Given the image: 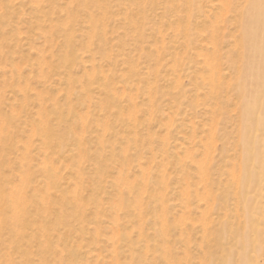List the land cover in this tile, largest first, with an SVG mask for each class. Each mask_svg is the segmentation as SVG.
I'll return each instance as SVG.
<instances>
[{
	"label": "rangeland",
	"instance_id": "rangeland-1",
	"mask_svg": "<svg viewBox=\"0 0 264 264\" xmlns=\"http://www.w3.org/2000/svg\"><path fill=\"white\" fill-rule=\"evenodd\" d=\"M39 1L40 0H0V130L10 121L6 125V129H4V132H2V130L0 131V133L1 132L3 133V134H0V139L2 138V136H3V139H2L3 142H4V139H5V142H4L3 146H1V144H0L1 148L3 149V147H4L3 150L5 151V152L4 151L1 152V150H0V152L2 154V155L0 154V160H1L2 157H4L3 160L0 161V162H2V163H0V173L2 172L0 174V177L2 176V179H3L4 175L6 176L4 178V180H6V182L4 181L5 185L3 184L4 188L5 187L7 188V189L6 188L4 189L5 193H9V192L13 191V189L14 190L16 189V191L19 190V192H22L24 194L25 190L27 189L26 190L27 192H25V194L28 196V200H29V197H31L33 202H34V203L31 204L30 203L31 201L27 200V202H28L27 211L29 212V213L28 212L27 213H28V216H29L28 217L29 222H28V226H27L28 228L26 229L25 236L23 238L24 240L21 242V245H20V246H22L24 244V246L21 247V250H25V251L28 250L27 252L30 254V259H32L34 264H36L38 262L39 257H40V255H39V244L40 243L39 242H44L43 239L45 240V239H50L51 238V240L53 242L55 241L54 245L56 246V245H58L57 237L59 235L63 234L65 240L68 243V246H71L72 248H74L75 251H76V254L81 255V257H80L81 259H77L76 262H74L73 264H77V262L79 264H84V260L86 261L85 264H88V263L89 264H93V263L94 264L95 263L96 264H105V263L106 264L107 263L108 264H111V263L113 264L114 259H113V256H111V254H110L111 253L110 250L112 248L111 247L112 244L110 242V239H111V237H113L112 235H115L114 234L115 230L111 233V230L114 229L112 227L111 223L116 221L117 219H119L120 221H122L121 223L124 222V223L127 224V227H130V228H127V229H130L128 231L130 233H132V236H133L134 240H136L137 237H138L137 232L135 231V229L133 230V225L135 226L136 223L132 224V220H134V222H135V219H131V218H134V217L129 218V217L125 216L127 214L126 213L127 211L126 210H122L118 206L120 204V200L119 199L121 198V191L124 190L123 188H124L125 184L126 183L128 184V181H129L131 184L135 185L134 186L135 189H138V192L140 194L135 195V192H136L135 191V192H131L130 193L131 195L130 194H125V197H126V195H128L126 198H128L130 200H133V198H135V197H138V198L142 197L140 199V201H141L140 204H142L143 206L140 207V209H141V211H143L142 212L143 217H145L144 219L143 218L142 219H143V221L146 222L145 223L146 227H144V230H143V233H145V234H143V236L150 240V242H151L150 244L151 245L154 244V246H156V248L158 249L157 253H159V250H160L159 247H160V245L162 244L163 241L161 239H158V237L155 236L156 231L159 229L158 227H160V225H158V223H156L157 221H155L154 214L155 215H159V211L161 213V211L163 212V210H166L165 212H163V214L165 213V215L167 217V220H168L167 227H168V231H169V240H171L169 242V245L173 249L172 250L173 254L175 253L174 255L177 256V258L179 257L178 259H182L185 256L184 255V253H185L184 251L187 250L186 252L190 251L191 255L195 254L193 256L194 258L199 257V254H200L199 246L196 243L197 242L199 243L201 241V239H202V236H203L202 224H204L205 221H206V223H208V221H209V223H216L219 220V218L224 215L223 211L221 210L222 206H228L230 209H234L235 208L234 207L235 206L234 200H231L232 198H230V197H228L227 199L223 198L218 203L216 201H213L212 197L215 194H220L221 192L226 190L227 186L231 184V177H229V176L231 175V171H233L232 170L233 169L232 165H234V162H235V155H234L235 148H234V145L230 144V143H232L231 139H233V140L235 139L236 130L234 131V128H237V126H238V122L236 123V121H238V117H237L238 114L236 116V111H235V110H238V108L236 109L235 107H239V104L238 103L235 104L236 101L238 102V99L234 95V92L232 93L231 91H232V83H233V80H234V77H235V72H237L236 71L237 67L235 69H233V67H231L230 64H229L228 59L230 60V58L232 59L234 57L233 59H235V62L237 61V66H238V64H239L238 61L239 60H237L236 51H237V48H238V45H237V43H238L237 39L238 38H237V36L239 34L237 35V33H238V27H237L238 26V22H237V17H236L237 14H235L236 12H235V9H234V7L235 8L237 7V6H235V5H237L236 0H194L193 4L191 5L190 8H189L190 3L188 4L186 0H155L156 2L154 0H143L144 2L142 0H113V1L112 0H107L109 5L111 6L110 9H109L110 16L112 14V16H111V18L109 20L110 21L109 22L110 31H109L107 36L113 38L112 42L114 43L116 41L114 43V45L119 47V48L114 47V45L112 44V46H111L112 48L111 49H113V47H114V49L112 50L111 53L113 54L114 57H116V55H117L118 58L122 57V58H120L121 60H119L116 57V60H115L116 64L113 63V65H111V66H110V64L107 61L102 60L100 58V54H99L98 46H97L96 42L93 43V44H90V43L87 42L88 39L86 40V38H87L86 37V33L88 32V28H87L88 21L86 20L87 19L86 14L84 13L85 16L83 14H81L84 11H81V10L74 11V12H78L77 14L75 13L76 14L75 17H77V19H76L77 21L75 20L76 23L74 21H72L70 24H66L65 21L67 19V9L69 10V7H68L69 6L68 5L69 4L68 3L69 0H56V1H54V3H51V4L47 0H41L40 2ZM35 2H36V4H35ZM151 2H152V5H151ZM121 3H122V5H121ZM176 3H178V5ZM229 3H231V4H229ZM112 4H113V6H112ZM116 5H119V6L117 7ZM36 6H38V7H36ZM40 6H41V8H40ZM225 6L227 8H225ZM65 8H66V10H65ZM127 8H128V11H127ZM239 8L240 7L236 8L237 12L239 11ZM41 9H43V11H41ZM124 9H126V10H124ZM35 10H37V11H35ZM172 10H173V12H172ZM181 10H182V12H181ZM38 11H39V13H37ZM65 11H66V13H65ZM79 11H81V12H79ZM110 11H111V13H110ZM42 12H43L44 16L41 15ZM94 12H95V14L98 13V12H96L95 9H94ZM204 13H205V15H204ZM174 14H175L176 17L174 16ZM161 15H163V16H161ZM215 15H216V17H215ZM144 16H146V17L144 18ZM84 17H86V19ZM113 17H115V18H113ZM126 17H127V21H126ZM186 17H187V19H186ZM35 18L36 19L38 18V20H36ZM128 18H129L131 24H129ZM169 18H170V20H169ZM181 18H182V20H181ZM220 18L221 19L224 18V19L221 20ZM64 19H65V21H63ZM163 19H164V21H163ZM212 19H213L214 22L212 21V23H210V25L213 26V25L216 24L215 25L216 28L213 26L215 28L214 30L212 29L213 27H210V25L208 24ZM52 20H53V22H50ZM80 20H82V21H80ZM176 21H178V22H176ZM182 21H185L184 24L182 23ZM223 21L225 22V24H224ZM55 22H56V25H58V28H54L53 27V30H52V28H50V27L52 25L55 26ZM73 22H74V24H73ZM168 22H169V26L170 27L167 26ZM179 22H180V24L182 23L181 25H182L183 29H184L183 26H186V24L190 22V24H188L190 26L189 27L190 28V30H189L190 32L188 34L190 36V39L189 38L185 39V35L183 33L184 31H182L183 29L179 28L180 27L179 24H178ZM63 23H64V25H62ZM232 23H233V25H232ZM83 24H85V25H83ZM176 24L178 26H175ZM128 25L129 26L132 25L131 27H133V28L135 27L134 30L132 28V33H131V30H129V29H131V27L128 28ZM144 25H146V26H144ZM219 25H220V27H219ZM62 26L63 27L67 26L68 28L70 27L69 30L71 32L73 31V35L75 37L74 40H73V43H72L73 45H72L71 49L73 48L72 50H73L74 54L77 55L76 56L77 57V62H76V64L71 65V66L69 64H68V66H67V64L64 65L62 63V61L60 60L61 57H62V54L65 51L64 49H66V47L64 46L65 45L64 44L65 43L64 39H61V38H63V36H62L63 34H62V32L59 31L62 28ZM124 26H126V27H124ZM138 26H139V29H138ZM39 27H41V28H39ZM141 27H142V29H141ZM171 27H174V28H171ZM209 27L212 29V31H210L211 29ZM152 28L155 30V33H154V30ZM194 28H196V29H194ZM222 28H223V30H222ZM82 29L83 30L87 29V32H86V30H84L86 32L85 33ZM124 29H126L127 31L129 30L128 32L131 33V34H129L127 37H125L123 35L124 31H125ZM180 29H181L183 35L181 34L180 31L178 32V30H180ZM215 30H216V32H215ZM39 31H40V33H39ZM159 31H161V32L159 33ZM234 32H236V33H234ZM138 34H141V36H143V38L140 41H138V39H137ZM58 35H60L61 38ZM81 35H82V37H81ZM161 35H163V36H161ZM183 36H184V40L185 41H183V39H181ZM223 36H225L224 39H221V38H223ZM174 37L177 39V41H176V39ZM123 38L125 39L124 40V45L120 47V45L117 44V42L118 41L120 42V40H122ZM173 38H174V40H173ZM161 40H162V42H161ZM186 40H189V41L186 42ZM78 41L79 42L81 41L80 42L81 44ZM212 41H213V45H212ZM85 42H87V43H85ZM160 42H161V44L162 43H164V44H162V46H161V45H159ZM173 43H175V44H173ZM88 44L90 45V47H87ZM166 44H167V46H166ZM214 45H216L218 49ZM95 46H96L97 50H96ZM163 46H165V47L163 48ZM172 46H174V47H172ZM61 47H63V49ZM116 48H117V50L119 49L118 52H117ZM162 48H163V51H162ZM173 48L174 49L177 48V49L174 51ZM184 48H185V50H184ZM90 50H92V51H90ZM189 50H190V52H189ZM214 50H215V52L216 51L217 52L214 53ZM155 51H156V54H155ZM212 52L214 53V55H213ZM138 53H140V54H138ZM177 53H179V54H177ZM121 54L123 56H125L126 58L130 57L129 59H131V61L135 62V63H131V65H133L134 68L139 66L137 68L138 74L136 73L138 76L136 75V77L134 76L132 79H130L128 77V75L130 74L129 71H128L129 67L126 64L123 65L124 62H122V60L125 61V58H123V56H120ZM205 54L207 56H205ZM58 55H60V56H58ZM173 56H175V57L173 58ZM188 56H189V58H188ZM198 56H200L201 58H199ZM216 56H217V58H216ZM78 57H79V59H78ZM176 57H177V61L175 59ZM156 58L157 59L159 58V59L157 60ZM160 58H161V60H160ZM36 59H38V60H36ZM92 59H94L95 62H93ZM166 59H167V61H166ZM181 59H183L184 61H182ZM226 59H227V62H226ZM43 60H45V62ZM98 60H100V61H98ZM117 60H119V61H117ZM172 60H174V61L172 62ZM205 60L207 61L208 64H206ZM41 61H43V62H41ZM165 61H166V64H164ZM181 61L184 62V67H181V66H183ZM188 61H189V63H188ZM196 61H198V63ZM152 62H154L155 64L152 63ZM175 62H176L177 65L175 64ZM179 62H181L180 66L177 67L179 65ZM216 62H218V63H216ZM40 63H41V65H40ZM92 63H95V66L98 69H100L101 71L104 70L102 72L103 74L101 73V75H100V77L102 78L101 80H99V78H100L99 76H98L99 78L96 77L98 79L91 77V74H92V71H91L92 69L91 68H93L92 67L93 66ZM150 63H152V64H150ZM171 63H172V66L170 67ZM173 63H174V65H173ZM210 63H212L215 66L214 68L219 66V67L216 68V71H217L216 76H218L220 79L218 77H215L216 78L215 79L216 85H215L214 89H210L211 88L210 85L206 86V84H204V83H206L209 80V77H210V75H209L211 73V69L209 67ZM45 64H47L48 66H45ZM56 64H57L58 68L55 67ZM90 65H92V66H90ZM154 65H157V67L156 66L154 67ZM40 66H42V67H40ZM176 67H177L178 70L174 69ZM200 67H202V68H200ZM60 68H62V69H60ZM69 68H71V69H69ZM151 68H152V70H151ZM139 69H140V71H139ZM85 70H86L87 73L85 72ZM126 70H127V72H126ZM173 70H176L177 72L174 71V73H173ZM108 71H110V72H108ZM41 72H43V74ZM108 73H110V74H108ZM152 73H153V75H152ZM185 73L187 74V76H186ZM218 73H219L220 76L218 75ZM81 74H82V76H81ZM104 74L105 75L108 74V75L105 76ZM109 75H111V76L108 77ZM120 75L122 77L124 76L123 79H122V77L120 78ZM170 75H171V77H170ZM178 75H179V77L177 78ZM204 75H205V77H204ZM69 76H71L70 78H73L74 81H69ZM206 76H208V80H207ZM228 76H229V79H228ZM89 77H91V78H89ZM195 77H196V79H194ZM108 78H112V80L108 81ZM124 78H125V82L123 81ZM137 78H138V80H137ZM199 78H203L202 80L204 82H202V80L199 79ZM205 78H206V80H205ZM95 79H96V81L94 82L93 80H95ZM174 79L176 81L178 79H180V80L178 82H176ZM217 79H218V81H217ZM224 79H226V80H224ZM89 80H91L93 83L91 81H89ZM104 80L111 83V85H110L111 89L115 90V92H117L115 94V96H118V97L114 96V99L116 100V102H114V100H113V102H112L113 104L108 106L109 107L108 110L105 109V108L103 110L100 107L101 105L103 107L105 104H107V101L105 102L106 98L104 96V91H103V88H102V84L104 83L103 82ZM128 80H130V81H128ZM151 80L154 81V82H152ZM157 80H159V81H157ZM173 81H174V83H173ZM219 81H223V82H219ZM155 82H156V86H155ZM225 82H226V84L228 86L225 85ZM69 83H70V85H68ZM88 83L90 84V86H92L91 89H89V90L86 88L87 86H89ZM100 83H101V86H99ZM110 83H108V84H110ZM115 83H116V85L117 84L118 85L116 86ZM189 83H190V85L192 83L193 86L192 85L190 86ZM18 85H20V86L18 87ZM82 85H84L86 87H84V86L82 87ZM134 85H136V86H134ZM132 86H134V87H132ZM180 86L182 87V89L184 91L181 88H180V90H178L179 89L178 87H180ZM74 87L77 88V89L74 90L75 89ZM97 87H101L100 90ZM123 87H124V89H123ZM152 87L155 88V89H152L153 93H152V90H151ZM156 87H157V90H156ZM159 87H160V89H159ZM21 88L23 89L22 93L19 92V90ZM71 88H72V90H71ZM84 88H86L88 91L87 90L83 91ZM129 88H130V90H129ZM163 88H165V89H163ZM218 88H220V89H218ZM228 88L229 89L231 88L230 89L231 91ZM136 89L139 90V93L137 92ZM208 89H209V91H208ZM35 90H36V93L38 91L39 92L36 94ZM167 90L170 91V93H172V95ZM176 90L179 91L178 95H179L180 91L181 92L183 91V94L180 93V95L178 96L179 99H177V96H176V92L177 91ZM198 90H200V91H198ZM201 90H203L204 93ZM86 91L88 93H86ZM121 91H122V94H120ZM123 91H125V92H123ZM127 91H129V92H127ZM157 91H159V92H157ZM211 91H213L212 92V96H211V93H210ZM217 91H219L220 94L219 93L217 94ZM227 91H228V93H227ZM147 92H148V94H147ZM23 93H24V95H23ZM215 93L217 94V97H216ZM71 94H72V96H71ZM181 95H182V98H180ZM206 95H207L208 99L205 97ZM208 95L210 97H212L213 99L216 97L217 100H218V97H219V99L221 98L220 100H223V102L225 103L226 107L224 106L223 102L221 103L219 100H218V102H220V104L218 102L216 103V101H217L216 99H215L216 101L213 100V102H212V98L209 99ZM218 95H220V96H218ZM224 95H226V96H224ZM52 96H54V97H52ZM123 96H126V98H123ZM175 96H176V98H175ZM135 97H136L137 100H135ZM150 97L152 99H150ZM170 97H171V99H169ZM223 97H224V99H223ZM226 97H228V98H226ZM39 98H41V99H39ZM103 98H105V99H103ZM172 98L173 99L175 98V99L173 100ZM37 99H38V101H37ZM43 99H44V101H43ZM168 99H169V102H168ZM41 100H42V102H41ZM208 100L209 101L211 100V101L208 102ZM26 101H27V103H26ZM98 101L101 103V105H100V103H98ZM132 101H133V103H132ZM203 101H204V103L206 102V104H204ZM84 103H85V105H84ZM142 103H144V104H142ZM120 104H121V106H120ZM214 104L216 105L215 107H213ZM221 104H223V105H221ZM16 105L17 106L19 105V106L17 107ZM126 105H127V107H126ZM131 105L137 107V112H136L137 114L134 113L133 110H131V109H133V106H131ZM152 105H154V106L157 105L156 106L157 108L156 107L155 108H156V110L158 108L159 109L156 111L155 108ZM162 105H163V107H161ZM177 105H179L180 107H178ZM149 106H151V107H149ZM42 107L45 108L44 110L47 109L46 112L49 113L48 116L45 115L47 113L46 112L44 113V110H43ZM62 107H65V108H62ZM216 107H218V108L216 109ZM221 107H224V108H221ZM231 107L234 108V109H232ZM18 108H19V110H18ZM112 108H115V109H112ZM176 108H177V110H176ZM148 109L151 112L154 110V113L152 112V114H151V112ZM178 109H179V111H178ZM227 109L229 110V114L227 113L228 112ZM101 110H102V112H101ZM211 110H213V111H211ZM39 111L41 113H39ZM119 111L122 112V115L125 114L124 116L126 118L124 116L123 117H124V120H125L126 123H127L126 119H128L129 117H133L132 119H134V120L136 119V124H135V126H133V129H132V126H129V128H127L128 125L125 122H121L122 120L119 121V119L115 116V114L118 113ZM58 112H60V113H58ZM82 112L83 113L85 112L84 114H86V115H84ZM92 112H94V113H92ZM138 112L141 113V114H139ZM77 113L79 115H81V116H79ZM158 113H160V114H158ZM165 113H167V114H165ZM223 113H225L226 117H225V115ZM37 114L40 115V116H38ZM98 114H100V115H98ZM130 114H132V115H130ZM210 114H211V116H210ZM219 114H222L223 116H221ZM44 115L47 116V118H46V120L48 119L47 121L45 120ZM64 115H65V117H64ZM175 115H176V117H175ZM212 115H213V117H212ZM5 116H7V117L5 118ZM42 116H43V118L40 119V117H42ZM134 117H136V118H134ZM226 118H228V120ZM5 119L7 121H3ZM54 119H56V120H54ZM36 120H37V122H36ZM39 121H40V123H39ZM43 121L46 123V125H44L45 123ZM53 121H54V123H53ZM139 121H140V123H139ZM4 122H7V123H4ZM34 122H36V123H34ZM82 122H85V123H83L84 126H83V124H81ZM88 122H89V124H88ZM100 123L103 124V125H101ZM104 123H105V127H108V128L105 129L107 131H105L103 129V128H105L104 127ZM176 123H178V124L176 125ZM212 123H214V124H212ZM106 124L108 126H106ZM8 125H10L9 129L7 128ZM47 125L50 126L49 129H51V130H53V132H55L54 134L57 135L58 133H60L62 137H59L58 135L56 137L54 136L55 139H51L52 137H50L49 139H51V140L48 141V142L52 143V141H53L54 144H50L49 143L47 145H41L42 143L43 144L45 143V142H42L41 140H39V139L43 140V136H44L43 133H45L44 131H41V129H43L45 127H48ZM67 125H69V127ZM125 125H127V126H125ZM221 125H223L224 127L223 126L221 127ZM210 126H211V130H210ZM213 126H214V128H213ZM36 127H40L41 129H37ZM100 127H102V128L100 129ZM154 128H155V130H154ZM221 129H222V131H221ZM5 130H8V133H10V132L11 133L8 134V133H6L7 131L5 132ZM35 130L38 131V132H36ZM76 131L77 132L79 131L78 133H80L81 135L78 136V133ZM103 131H105L106 133L103 132ZM223 131H225L226 134L229 135V137H226L225 136V132H223ZM29 132H31V133H29ZM41 132H42L43 136L39 135ZM73 132H75V134ZM66 133H67V135H66ZM100 133H103V134H100ZM179 133H180V135H179ZM210 134H213L212 141L210 139V137L212 138V135H210ZM215 134H216V136L218 138L215 136ZM101 135H102V137H101ZM205 135H206V137H205ZM221 135H222L223 138L220 137ZM133 136H134V138H133ZM208 137L210 139V142H208L209 141ZM215 137L217 138V140H216ZM224 137H226V138H224ZM98 138H99V140H98ZM126 138L129 139V140L127 141ZM136 138H138V140ZM229 138H231V139L229 140ZM104 139H106L107 141L104 140ZM114 139H116V140H114ZM219 139L220 140L222 139L223 143L221 141H219ZM223 139H225L226 141L229 140L227 143L230 144L231 147H233V148H231L227 143H224ZM79 140H80V142L77 143ZM132 140H135L134 141L135 144L133 143ZM126 141H127L128 145L129 144H131V145L128 146ZM101 142H103V143H101ZM106 142H107L108 145L106 144ZM139 142L141 143V145L139 147L140 151L138 150V147H137L140 144ZM159 142L160 143L163 142V143L160 144ZM203 142H205V143H203ZM5 143H6L7 146L5 145ZM87 144H88V146H87ZM174 144L176 146L177 145L178 146L176 147ZM202 144H204V145H202ZM225 144H226V146H225ZM23 145H24V148H23ZM40 145H41V147H40ZM111 145H114V146H111ZM123 145H125V146H123ZM221 145H222V147H221ZM103 146H105V147H103ZM204 146L206 148H204ZM227 146H229L230 148L227 147ZM49 147H50V150H49L50 152L48 151ZM75 147H77V148H75ZM207 147H208V151H207ZM46 148H48V149H46ZM72 148H73V150H72ZM101 148H103V149H101ZM212 148H213V150H212ZM78 149H80V150L78 151ZM159 149L162 150V151H160ZM201 149H203V150H201ZM221 149H222V151H221ZM109 150H110V152H109ZM164 150L165 151L167 150L166 152H168V153H166ZM204 150H205V152L207 154H203ZM225 150H228V151L225 152ZM11 151H13V152L11 153ZM25 151H26V153H25ZM88 151H89V153H88ZM99 151H101V152H99ZM220 151H221V156L219 154ZM3 152H4V154H3ZM76 152L80 153V154H77ZM90 152H92V153H90ZM118 152L119 153L121 152V153L119 154ZM137 152H139V153H137ZM159 152L163 153V154H160ZM31 153H32V155H30ZM135 153L137 154L138 157L135 155ZM175 153L177 154V156H176ZM208 153H209V155H208ZM23 154H25L26 156L23 155ZM45 154H47V157L45 156ZM82 154L84 155V157H83ZM128 154H130V155H128ZM159 154H160V156H159ZM204 155H205V157H204ZM123 156H125L126 158L128 157L127 159H129L130 161L129 160H124V162H123V158H122ZM163 156L165 157V159H164ZM28 157H30V158H28ZM44 157L47 158V161H46V158H44ZM85 157H87V158H85ZM98 157L99 158L101 157L100 158V159H102V160H100L101 162L99 161ZM113 157H116V158L113 159ZM130 157L132 158V160H131ZM10 158H11V160H10ZM23 158H26L27 161L29 159V161H28V163L26 161L25 164L21 165L20 162L23 160ZM148 158H150V159H148ZM39 159H40V161H39ZM41 159H42V161H41ZM66 159H68V160H66ZM74 159H75V161H74ZM108 160H110V162ZM176 160L177 161L180 160V161L176 162ZM208 160H209V162H208ZM92 161H93V163H92ZM103 161L107 162V163H104ZM202 161H204L205 163H203ZM63 162H65V163H63ZM69 162H70V164H69ZM97 162H100L102 166H103V164H105L104 165L105 168L103 166V168H102L103 171H100L101 172L100 174L96 172V171H98L97 170ZM194 162L196 164H193ZM229 162H230L232 168H231ZM182 163L184 164V168H183V164ZM197 163H200V166L201 165L203 166L205 164L203 166V170H204V168H205V170L209 169L208 170L209 181H207V182L205 181V176H204V178H201V177H199V175H197V172L200 173L198 171V169L196 168L199 165ZM14 164H16V166ZM76 164H78V165H76ZM137 164H139V165H137ZM156 164H159V165H156ZM209 164L210 165L212 164L213 166L212 165L209 166ZM23 165L25 166V168L30 169V172L28 171V173H27L28 176H30L29 183L25 182V181L23 182V177H22L23 175L22 174L24 173L23 170L25 169V168L23 170L21 169V168H23ZM179 165L182 166L181 170H180V166ZM216 165H217V167H216ZM70 166L71 167L73 166V167L71 168ZM91 166H93V167H91ZM227 166H229V167H227ZM35 167H37V169ZM44 167H45V169H44ZM49 167L51 169L55 170V172H54L55 174H58L57 180H58V183H60V186H61L60 189L64 188L63 192L72 191L71 193L69 192L70 194L68 195V197H70L69 201L72 202L74 199H76L78 201V205L82 207V209L80 207V209H77V210L78 211L80 210L79 211L80 213L82 212V218L84 216V218H83L84 219L83 220V223H84L83 224V228L85 227L84 228L85 231H84L83 234H82V232L79 231L80 224H78V221H75V219L70 218V227L68 229L59 224V219H57V218H60L59 217L60 216V209H61V205L63 204L62 203V199H61V194H60L59 190L57 191L59 193H57L55 190H50L49 193H46V194L47 195L51 194L49 196H51L52 198L49 197V196L47 197V195L46 196L43 195L45 202L44 201L43 202H39V207H38V205L36 206L37 201H36L35 198L38 197V196L40 198V196H42L41 193H43V191H45V189H47V183L48 182H47V179H46L47 178V175H46L47 170L46 169L49 170ZM107 167H109V168L107 169ZM185 167L187 168V170L185 169ZM162 168L165 169V170H163ZM194 168L196 169V173H194L195 172ZM1 169H3V170H1ZM68 169H70V170H68ZM72 169H74V170H72ZM183 169H185V171ZM76 170H80V171H76ZM188 170L190 171L189 172V174H190L189 178L193 177V178H191V179H193V186H191L192 183L189 182L190 179L187 180L188 179V177H187ZM181 171H183V173L185 172V175H186L187 178L185 177V175ZM161 172H162V174H161ZM171 172H172V174H171ZM180 172L182 173L180 175H182L183 177L179 176L178 173H180ZM215 173H216V176H214ZM120 174H121L122 177L120 176ZM124 174H126V175H124ZM161 175H163V176H161ZM177 175H178V177H177ZM200 175H201V173H200ZM98 176H100V177H98ZM132 176H134V177H132ZM76 177H77V179H76ZM198 177L200 178L199 181H198V179H199ZM208 177H206L207 180H208ZM163 178H164L165 181L163 180ZM183 178H186V179H183ZM158 179L160 181L163 180L165 182V184L168 183L167 187L165 188V186H164L163 192H161L162 193L161 196L164 197V201L163 202H165L164 203V209L161 208L160 203L156 200V197H158L157 195H160V191H162V190H158V191L156 190V189H159V182L160 181ZM201 179H202V181H203V183L205 185L201 182ZM144 180H147V181H144ZM18 181L21 182V183H19ZM166 181H168V182H166ZM184 181H185V184H184ZM198 182H199V184H197ZM210 182L213 183L212 185H215V186H212L211 189H209V186H211ZM217 182H219V183L221 182L220 185H217ZM79 183H80V185H79ZM187 183L188 184L190 183V185H188ZM156 185H157V187H156ZM182 185H184V186H182ZM145 186H146V190H145ZM188 186L189 187L191 186L189 188L190 189L189 191H188V188H187ZM76 188H77L76 195L72 196V194H74L73 191L76 190ZM139 188H141V189H139ZM180 188H181V190H180ZM192 188H194V189H192ZM205 188H206V191H208V192H201L202 189H203V191H205L204 190ZM183 189H184V191L180 192ZM22 190H24V191H22ZM141 190H143L144 192L141 191ZM52 191H54L55 194L52 193ZM187 191H188V193H187ZM39 193H40V195H39ZM155 193H157V194H155ZM200 193H201V196H203V198L200 196ZM181 194H182V196H181ZM188 194H190V195H188ZM118 195H120V196H118ZM208 195H209V197H208ZM139 196H141V197H139ZM198 197H201L202 199H200ZM49 200L51 202H49ZM144 200L146 202H144ZM181 201H183L184 203H187V204H184L183 202L181 204ZM188 201H189V203H188ZM155 202H158L159 205L157 203H155ZM45 203H47V204H45ZM103 203H104V205H103ZM207 204L208 205L211 204V205L208 206ZM222 204H224V205H222ZM101 205H102V207H101ZM116 205H117V207H116ZM40 206H42L43 210H42V208ZM178 206L181 207V208H179ZM165 207H166V209H165ZM200 208H202V209H200ZM115 209H116V211L113 212V210H115ZM201 210L203 211V213H202ZM205 210H206V212H205ZM7 214L5 212L6 216L9 217L11 215L9 212ZM199 214H201V215H199ZM202 214H203V216H202ZM167 215H169V216H167ZM111 216H112V218H111ZM94 217L98 218V219L96 220ZM115 218H117V219L115 220ZM208 218H209V220H208ZM222 218H220V219H222ZM49 219H51V220H49ZM113 219H114V221H113ZM124 219H126V220H124ZM173 219H175V220H173ZM198 219L200 221L204 219V221L200 222ZM93 220H94V222H93ZM153 220H154V223H153ZM233 220H235V219L233 218ZM233 220H230V221H233ZM97 221H99V222L97 223ZM128 221L131 222V223H128ZM171 222H175V223L172 224ZM181 223H182V225H181ZM97 224L100 225V226H98ZM92 225H94V226H92ZM95 226H97V227H95ZM94 228H96L99 232H97V230H95ZM38 229L40 230V232L38 231ZM53 229H55V230H53ZM87 229H89V230H87ZM41 230H43V231H41ZM44 230L48 232L47 235H45L46 233L44 232ZM179 231H180V233H178ZM95 232H97V235H100L99 238H100V241H102L101 242L102 244L100 243V245H98V244L96 245L95 242H92V241H95L94 239H92V237H93L92 234L95 233ZM80 233H81L82 236H80ZM181 233H183V234H181ZM101 234L104 235V236H102ZM40 235H42L41 238H40ZM136 235H137V237H136ZM180 236H182L184 238H189L190 240L193 239L194 243L192 241V243H189V245H188V243L185 244V243H183L181 241V239H180L181 237ZM1 238L3 240L0 242V254L3 253L4 255H7V253H8V255H10L13 259L15 258V260L17 262L19 260L21 262L22 259L19 258V257H21V254L19 252L20 250L18 251L16 248H15V250H14V248L13 249L11 248L13 246V244L12 243H11L12 245L10 244L11 236H10V234L8 232V228L6 230H4V235L2 234ZM80 239H82V240H80ZM104 239H105V241H104ZM3 241L5 242V244H4ZM2 242H3V244H2ZM1 244H2V246H1ZM7 244H10L11 246H9ZM107 245H108V247H107ZM137 245H139V246H137L136 249H137L138 252H140V250H142L141 249V245L138 244V243H137ZM2 247H3L4 250L1 249ZM125 247L126 246L124 245L123 246V251L124 252L126 251V252L123 255H125V257H127L129 254L127 253L128 252V250H126L127 248H125ZM5 248H6V250H5ZM109 248H110V250H109ZM178 248L180 250H178ZM11 249L13 251H11ZM92 250L93 251L95 250V252H94L95 254L93 253ZM108 251H109V254H108ZM99 252L101 253V255L99 254ZM18 254H19V256H18ZM84 255L85 256L87 255V256L85 257ZM123 255H122L121 259L125 258ZM99 256H101V257H99ZM257 257H259V258H257L258 261H260V262L264 261V252H260L259 255H257ZM98 258H101V259H98ZM105 258H107V259H105ZM260 259H262V261ZM98 260H99V262H98ZM107 260H109L110 262L107 261ZM0 264H3V263H0ZM156 264H163V263L161 261H158ZM192 264H198V259H194L192 261Z\"/></svg>",
	"mask_w": 264,
	"mask_h": 264
},
{
	"label": "bare ground",
	"instance_id": "bare-ground-1",
	"mask_svg": "<svg viewBox=\"0 0 264 264\" xmlns=\"http://www.w3.org/2000/svg\"><path fill=\"white\" fill-rule=\"evenodd\" d=\"M41 1V0H40ZM39 1V2H40ZM47 1H49V3L51 4V3H54V1H56V0H47ZM113 1V0H112ZM143 1V0H142ZM155 1V0H154ZM187 1V3L189 4L190 3V6H189V8L191 7V5L193 4V1L194 0H186ZM243 1V2H242ZM144 2V1H143ZM156 2V1H155ZM222 2V1H221ZM236 2H237V5H235V6H237V7H240L239 8V11L237 12V7L235 8L234 7V9H235V14H237V22H238V33H237V45H238V48H237V51H236V57H237V60H239L238 62H239V64H238V66H237V61L235 62V59H231L230 58V60L228 59V61H229V64H230V66L231 67H233V69H235L236 67H237V72H235V77H234V80H233V83H232V93L234 92V95L237 97V99H238V102L236 101L235 102V104L236 103H238L239 104V107H235L236 109L238 108V110H235L236 111V116H237V114H238V121H236V123L238 122V126H237V128H234V131L236 130V133H235V141L233 140V139H231V138H229V140L231 139V142L232 143H230V144H233L234 145V148H235V153H234V155H235V162H234V165H232L233 166V171H231V175L229 176V177H231V184L230 185H228L227 186V189L226 190H224L223 192H221L220 194H215L212 198H213V201H216L217 203L220 201V200H222L223 198H225V199H227L228 197H230V198H232L231 200H234V204H235V208L234 209H230L228 206H222L221 207V210L223 211V218L222 217H220V218H222V219H220L219 218V220L216 222V223H209V221H208V223H206V221L204 222V224H202V233H203V236H202V239H201V241L198 243H196V244H198V246H199V251H200V254H199V257H197V258H194L193 256L195 255H191V252L189 251V252H186L187 250H185L183 253H184V258H182V259H178L177 258V256H175L174 254H173V249H172V247L169 245V242L171 241V240H169V231H168V227H167V223H168V220H167V217H166V215H165V213L163 214V212H165L166 210H163L164 209V203L165 202H163L164 201V197L163 196H161V192H163V189H164V186H165V188L167 187V184H165V180H164V178H163V180H159L160 182H159V189H156L157 191L158 190H162V191H160V195H157L158 197H156V200L160 203V205H161V208H163L162 210H163V212L161 211V213H160V211H159V215H155L154 214V217H155V221H157L156 223H158V225H160V227H158L159 229L156 231V234H155V236L156 237H158V239H161L163 242H162V246L160 245V250H159V253H157V251H158V249L156 248V246H154V244L153 245H151L150 243V240L148 239V238H146V237H144L143 236V234H145V233H143V230H144V227H146L145 226V221H143V219L145 218V217H143V214H142V212L143 211H141V209H140V207H142L143 205L142 204H140V199L142 198L141 196H139V197H141V198H138V197H135V198H133V200H130V199H128V198H126L128 195H126V197H125V194H130L131 192H135V195H137V194H140L139 192H138V189H135V185H133V184H131L129 181H128V184L126 183L125 184V186H124V190H122L121 191V198L119 199L120 200V204L118 205L119 206V208H121L122 210H126L125 212L127 213H125L126 215L125 216H127V217H129V218H131V217H134V218H131V219H135V222H134V220H132V224L133 223H136L135 224V226L133 225V230L135 229V231L137 232V235H138V237H137V235H136V237H137V239L136 240H134V238H133V236H132V233H130L128 230H130V229H127V228H130V227H127V224L126 223H121L122 221H120L119 219H117V218H115V220L116 221H114V219H113V221L114 222H112L111 223V225H112V227L114 228L113 230H111V233L114 231L115 233V235H112L113 237H111V239H110V242H111V244H112V248H111V250H110V248H109V250L111 251V256H113V259H114V261H113V264H156L158 261H161L163 264H192V261L194 260V259H198V264H264V261H262V259H260L262 262H260V261H258L257 260V258H259V257H257V255H259V253L260 252H264V0H236ZM69 4V10L67 9V19H66V21H65V19L63 20V21H65L66 22V24H70L72 21H74L75 23H76V19H77V17H75L76 16V14L78 13V12H74V11H77V10H81V11H84L83 13H81V14H83L84 15V13L86 14V17H87V19H86V17H84L87 21H88V25H87V28H88V32H87V29H84V30H86V40H87V42L88 43H90V44H93V43H95L96 42V44H97V46H98V51H99V54H100V58L102 59V60H105V61H107L109 64H110V66L111 65H113V63L114 64H116V62H115V60H116V57H117V55H116V57H114L113 56V54L111 53L112 52V50L114 49V47H117V46H115L114 45V43L116 42L115 40V42L113 43L112 41H113V38H111V37H108L107 35H108V33H109V31H110V28H109V20H110V18H111V16H112V14H111V16H110V14H109V9H110V5H109V3H108V1L107 0H69V2H68ZM35 4H36V2H35ZM43 4V3H42ZM127 4V3H126ZM177 5H178V3H176ZM187 4V5H188ZM229 4H231V3H229ZM41 5V4H40ZM121 5H122V3H121ZM129 5V4H128ZM151 5H152V2H151ZM186 5V6H187ZM242 5V6H241ZM8 6V5H7ZM52 6V5H51ZM67 6V5H66ZM112 6H113V4H112ZM117 7L119 6V5H116ZM115 6V7H116ZM176 6V5H175ZM36 7H38V6H36ZM43 7V6H42ZM50 7V6H49ZM148 7V6H147ZM229 7V6H228ZM40 8H41V6H40ZM123 8V7H122ZM126 8V7H125ZM171 8V7H170ZM188 8V7H187ZM221 8V7H220ZM219 8V9H220ZM225 8H227L226 6H225ZM94 9L96 10V12H98L97 14H95V12H94ZM117 9V8H116ZM121 9V8H120ZM222 9V8H221ZM65 10H66V8H65ZM118 10V9H117ZM124 10H126V9H124ZM183 10V9H182ZM182 10H181V12H182ZM35 11H37V10H35ZM41 11H43V9H41ZM81 11H79V12H81ZM113 11V10H112ZM127 11H128V8H127ZM187 11V10H186ZM34 12V11H33ZM117 12V11H116ZM120 12V11H119ZM133 12V11H132ZM143 12V11H142ZM172 12H173V10H172ZM178 12V11H177ZM180 12V13H181ZM185 12V11H184ZM231 12V11H230ZM37 13H39V11L37 12ZM41 13V12H40ZM65 13H66V11H65ZM76 13V14H75ZM110 13H111V11H110ZM115 13V12H114ZM166 13V12H165ZM179 13V12H178ZM177 13V14H178ZM225 13V12H224ZM229 13V12H228ZM142 14V13H141ZM221 14V13H220ZM41 15H43L44 16V14H43V12H42V14ZM116 15V14H115ZM143 15V14H142ZM141 15V16H142ZM188 15V14H187ZM204 15H205V13H204ZM214 15V14H213ZM46 16V15H45ZM66 16V15H65ZM85 16V15H84ZM127 16V15H126ZM132 16V15H131ZM140 16V17H141ZM161 16H163V15H161ZM173 16V15H172ZM174 16H175V14H174ZM190 16V15H189ZM221 16V15H220ZM118 17V16H117ZM128 17V16H127ZM127 17H126V21H127ZM146 16H144V18H145ZM176 17V16H175ZM215 17H216V15H215ZM83 18V19H84ZM113 18H115V17H113ZM120 18V17H119ZM123 18V17H122ZM132 18V17H131ZM130 18V19H131ZM142 18V17H141ZM171 18V17H170ZM170 18H169V20H170ZM189 18V17H188ZM36 19V18H35ZM42 19V18H41ZM45 19V18H44ZM43 19V20H44ZM80 19V18H79ZM143 19V18H142ZM148 19V18H147ZM173 19V18H172ZM186 19H187V17H186ZM210 19V18H209ZM217 19V18H216ZM221 19V18H220ZM222 19H224V18H222ZM221 19V20H222ZM36 20H38V18L36 19ZM76 20V21H75ZM85 20V21H86ZM117 20V19H116ZM146 20V19H145ZM181 20H182V18H181ZM235 20V19H234ZM80 21H82V20H80ZM84 21V22H85ZM128 21H129V24H131V22H130V20H129V18H128ZM163 21H164V19H163ZM186 21V20H185ZM185 21H182V23L184 24V22ZM212 21H213V19L208 23L209 25H210V23H212ZM236 21V20H235ZM50 22H53V20L52 21H50ZM62 22V21H61ZM74 22H73V24H74ZM120 22V21H119ZM145 22V21H144ZM176 22H178V21H176ZM197 22V21H196ZM214 22V21H213ZM216 22V21H215ZM222 22V21H221ZM224 22V21H223ZM39 23V22H38ZM127 23V22H126ZM135 23V22H134ZM133 23V24H134ZM150 23V22H149ZM181 23V24H182ZM195 23V22H194ZM219 23V22H218ZM231 23V22H230ZM234 23V22H233ZM233 23H232V25H233ZM54 24V23H53ZM65 24V25H66ZM72 24V25H73ZM116 24V23H115ZM146 24V23H145ZM168 25L167 26H169V22L167 23ZM179 24V28H182V25L180 24V22L178 23ZM188 24H190V22L189 23H187L186 24V26H183L184 27V29L182 30V31H184L183 33H184V35H185V39L187 38H189L190 39V36L188 35L189 34V30H190V26L188 25ZM193 24V23H192ZM224 24H225V22H224ZM62 25H64V23L62 24ZM83 25H85V24H83ZM124 25V24H123ZM140 25V24H139ZM147 25V24H146ZM146 25H144V26H146ZM154 25V24H153ZM216 25V24H215ZM215 25H213L214 27H215ZM223 25V24H222ZM68 26V25H67ZM67 26H62V28L59 30L60 32H62V36H63V38H61L60 37V35H58L61 39H64V46L66 47V49H64L65 51H64V53L62 54V57H61V61H62V63L64 64V65H66L67 64V66H68V64L71 66V65H74V64H76V62H77V55H75L74 54V52H73V48L71 49V47H72V43H73V40H74V35H73V31L71 32L70 30H69V28L67 27ZM70 26V25H69ZM132 26V25H131ZM131 26H129L128 25V28H130ZM157 26V25H156ZM173 26V25H172ZM175 26H178L177 24L175 25ZM195 26V25H194ZM212 25H210V27H213ZM37 27V26H36ZM53 27L54 28H58V25H56V22H55V26H51L50 28H52V30H53ZM123 27V26H122ZM124 27H126V26H124ZM170 27V26H169ZM193 27V26H192ZM209 27V28H210ZM212 28L213 30L216 28ZM219 27H220V25H219ZM39 28H41V27H39ZM76 28V27H75ZM86 28V27H85ZM132 28L133 27H131V29H129V30H131V33H132ZM135 28V27H134ZM134 28H133V30H134ZM148 28V27H147ZM171 28H174V27H171ZM178 28V29H179ZM202 28V27H201ZM225 28V27H224ZM45 29V28H44ZM120 29V28H119ZM138 29H139V26H138ZM141 29H142V27H141ZM140 29V30H141ZM153 29V28H152ZM170 29V28H169ZM176 29V28H175ZM194 29H196V28H194ZM193 29V30H194ZM211 29V28H210ZM212 29L210 30V31H212ZM122 30V29H121ZM125 30V31H124ZM123 31H124V36L125 37H127L129 34H131V33H129L126 29H124ZM144 30V29H143ZM154 30V29H153ZM173 30V29H172ZM203 30V29H202ZM209 30V29H208ZM217 30V29H216ZM216 30H215V32H216ZM222 30H223V28H222ZM58 31V30H57ZM81 31V30H80ZM114 31V30H113ZM171 31V30H170ZM181 32V34L183 35V33H182V31H181V29L180 30H178V32ZM195 31V30H194ZM218 31V30H217ZM45 32V31H44ZM143 32V31H142ZM145 32V31H144ZM153 32V31H152ZM161 31H159V33H160ZM173 32V31H172ZM214 32V33H215ZM39 33H40V31H39ZM42 33V32H41ZM56 33V32H55ZM84 33V34H85ZM137 33V32H136ZM154 33H155V30H154ZM206 33V32H205ZM234 33H236V32H234ZM233 33V34H234ZM83 34V33H82ZM117 34V33H116ZM167 34V33H166ZM44 35V34H43ZM135 35V34H134ZM159 35V34H158ZM209 35V34H208ZM80 36V35H79ZM161 36H163V35H161ZM175 36V35H174ZM189 36V37H188ZM222 36V35H221ZM232 36V35H231ZM234 36V35H233ZM81 37H82V35H81ZM113 37V36H112ZM118 37V36H117ZM124 37V38H125ZM132 37V36H131ZM181 37V36H180ZM212 37V36H211ZM210 37V38H211ZM214 37V36H213ZM224 37L225 36H223V38H221V39H224ZM230 37V36H229ZM85 38V37H84ZM122 39V40H120V42L118 41L117 42V44H119L120 45V47L121 46H123L124 45V40L125 39ZM143 38V36H141V34H138V36H137V39H138V41H140L141 39ZM162 38V37H161ZM175 38V37H174ZM174 38H173V40H174ZM215 38V37H214ZM219 38V37H218ZM233 38V37H232ZM52 39V38H51ZM128 39V38H127ZM172 39V38H171ZM176 39V38H175ZM181 39H183V41H185L184 40V36L181 38ZM204 39V38H203ZM213 39V38H212ZM217 39V38H216ZM77 40V39H76ZM85 40V39H84ZM205 40V39H204ZM210 40V39H209ZM136 41V40H135ZM168 41V40H167ZM176 41H177V39H176ZM179 41V40H178ZM189 40H186V42H188ZM198 41V40H197ZM200 41V40H199ZM79 42V41H78ZM81 42V41H80ZM79 42V43H80ZM84 42V41H83ZM87 42H85V43H87ZM112 42V43H111ZM157 42V41H156ZM161 42H162V40H161ZM161 42H160V44L159 45H161L162 46V44H164V43H162L161 44ZM185 42V43H186ZM216 42V41H215ZM51 43V42H50ZM77 43V42H76ZM209 43V42H208ZM207 43V44H208ZM211 43V42H210ZM219 43V42H218ZM81 44V43H80ZM83 44V43H82ZM112 44L114 45V47H113V49H111L112 47ZM116 44V45H117ZM158 44V43H157ZM173 44H175V43H173ZM177 44V43H176ZM179 44V43H178ZM201 44V43H200ZM199 44V45H200ZM206 44V43H205ZM86 45V44H85ZM138 45V44H137ZM156 45V44H155ZM169 45V44H168ZM183 45V44H182ZM212 45H213V41H212ZM79 46V45H78ZM166 46H167V44H166ZM175 46V45H174ZM174 46H172V47H174ZM184 46V45H183ZM214 46H216V45H214ZM86 47V46H85ZM87 47H90V45L88 44L87 45ZM156 47V46H155ZM154 47V48H155ZM158 47V46H157ZM165 46H163V48H164ZM171 47V46H170ZM213 47V46H212ZM62 49H63V47H61ZM95 48H96V46H95ZM117 48H119V47H117ZM117 48H116V50H117ZM135 48V47H134ZM163 48H162V51H163ZM182 48V47H181ZM196 48V47H195ZM215 48V47H214ZM216 48H217V46H216ZM87 49V48H86ZM136 49V48H135ZM160 49V48H159ZM174 49V48H173ZM177 49V48H176ZM176 49H174V51L176 50ZM218 49V48H217ZM96 50H97V48H96ZM119 50V49H118ZM118 50H117V52H118ZM133 50V49H132ZM157 50V49H156ZM165 50V49H164ZM184 50H185V48H184ZM191 50V49H190ZM190 50H189V52H190ZM197 50V49H196ZM216 50V49H215ZM215 50H214V53H216L215 52ZM75 51V50H74ZM79 51V50H78ZM90 51H92V50H90ZM123 51V50H122ZM140 51V50H139ZM166 51V50H165ZM182 51V50H181ZM198 51V50H197ZM204 51V50H203ZM207 51V50H206ZM205 51V52H206ZM97 52V51H96ZM133 52V51H132ZM143 52V51H142ZM141 52V53H142ZM184 52V51H183ZM187 52V51H186ZM185 52V53H186ZM130 53V52H129ZM171 53V52H170ZM174 53V52H173ZM176 53V52H175ZM199 53V52H198ZM213 53V52H212ZM214 53H213V55H214ZM96 54V53H95ZM98 54V53H97ZM125 54V53H124ZM138 54H140V53H138ZM155 54H156V51H155ZM177 54H179V53H177ZM183 54V53H182ZM196 54V53H195ZM126 55V54H125ZM137 55V54H136ZM211 55V54H210ZM58 56H60V55H58ZM79 56V55H78ZM94 56V55H93ZM120 56H123L122 54L120 55ZM156 56V55H155ZM160 56V55H159ZM185 56V55H184ZM205 56H207L206 54H205ZM204 56V57H205ZM175 56H173V58H174ZM180 57V56H179ZM199 58H201L200 56H198ZM203 57V58H204ZM210 57V56H209ZM118 58V57H117ZM120 58H122V57H119L118 59L119 60H121ZM123 58H125V61H123L122 60V62H124V64L123 65H128V67H129V75H128V77L130 78V79H132L134 76L136 77V75L138 74V70H137V68L139 67H136V68H134V66L133 65H131V63H135V62H133V61H131V59H129L130 57H128V58H126L125 56H123ZM148 58V57H147ZM162 58V57H161ZM161 58H160V60H161ZM169 58V57H168ZM188 58H189V56H188ZM216 58H217V56H216ZM78 59H79V57H78ZM91 59V58H90ZM89 59V60H90ZM95 59V58H94ZM94 59H92V61L93 62H95V60ZM139 59V58H138ZM157 59V58H156ZM159 59V58H158ZM157 59V60H158ZM176 59V61H177V57L175 58ZM185 59V58H184ZM195 59V58H194ZM227 59H226V62H227ZM36 60H38V59H36ZM119 60H117V61H119ZM137 60V59H136ZM152 60V59H151ZM156 60V61H157ZM179 60V59H178ZM182 61H184L183 59H181ZM218 60V59H217ZM44 62H45V60H43ZM43 61H41V62H43ZM79 61V60H78ZM98 61H100V60H98ZM97 61V62H98ZM166 61H167V59H166ZM166 61H165V63L164 64H166ZM174 60H172V62H173ZM180 61V60H179ZM181 61V62H182ZM195 61V60H194ZM206 61V60H205ZM210 61V60H209ZM88 62V61H87ZM90 62V61H89ZM181 62H179V65L177 66V67H179L180 66V63ZM197 63H198V61H196ZM195 62V63H196ZM212 62V61H211ZM39 63V62H38ZM47 63V62H46ZM83 63V62H82ZM148 63V62H147ZM152 63H154V62H152ZM152 63H150V64H152ZM158 63V62H157ZM188 63H189V61H188ZM196 63V64H197ZM201 63V62H200ZM216 63H218V62H216ZM62 64V65H63ZM90 64V63H89ZM97 64V63H96ZM155 64V63H154ZM175 64H176V62H175ZM182 64H183V66H181V67H184V62H182ZM206 64H208L207 63V61H206ZM215 64V63H214ZM40 65H41V63H40ZM93 65V66H92ZM92 65H90V66H92L93 68H91L90 70L92 71V74H91V77H93V78H96V77H100V75H101V73L104 71V70H100V69H98L96 66H95V63H92ZM159 65V64H158ZM173 65H174V63H173ZM177 65V64H176ZM188 65V64H187ZM219 65V64H218ZM45 66H48L47 64H45ZM79 66V65H78ZM115 66V65H114ZM157 67V65H154V67ZM164 66V65H163ZM172 66V63H171V65H170V67ZM217 66V65H216ZM40 67H42V66H40ZM55 67H57V64H56V66ZM73 67V66H72ZM84 67V66H83ZM100 67V66H99ZM109 67V66H108ZM113 67V66H112ZM127 67V66H126ZM127 67V68H128ZM177 67L176 68H174V69H177ZM186 67V66H185ZM209 67H210V69H211V73L209 74L210 75V77H209V80H208V76H206L207 77V82L206 83H204V84H206V86H208V85H210V89H214L215 88V85H216V81H215V77H218V76H216V73H217V71H216V68L217 67H219V66H217L216 68H214L215 66L212 64V63H210L209 64ZM45 68V67H44ZM47 68V67H46ZM50 68V67H49ZM58 68V67H57ZM89 68V67H88ZM116 68V67H115ZM120 68V67H119ZM147 68V67H146ZM168 68V67H167ZM190 68V67H189ZM200 68H202V67H200ZM51 69V68H50ZM60 69H62V68H60ZM69 69H71V68H69ZM68 69V70H69ZM164 69V68H163ZM169 69V68H168ZM64 70V69H63ZM66 70V69H65ZM111 70V69H110ZM127 70H126V72H127ZM151 70H152V68H151ZM178 70V69H177ZM181 70V69H180ZM62 71V70H61ZM70 71V70H69ZM122 71V70H121ZM139 71H140V69H139ZM146 71V70H145ZM150 71V70H149ZM160 71V70H159ZM174 71H176V70H173V73H174ZM45 72V71H44ZM52 72V71H51ZM82 72V71H81ZM85 72H86V70H85ZM108 72H110V71H108ZM114 72V71H113ZM151 72V71H150ZM156 72V71H155ZM154 72V73H155ZM177 72V71H176ZM188 72V71H187ZM16 73V72H15ZM18 73V72H17ZM42 74H43V72H41ZM87 73V72H86ZM85 73V74H86ZM89 73V72H88ZM116 73V72H115ZM137 73V74H136ZM143 73V72H142ZM170 73V72H169ZM199 73V72H198ZM69 74V73H68ZM103 74V73H102ZM108 74H110V73H108ZM108 74H106V75H108ZM123 74V73H122ZM159 74V73H158ZM171 74V73H170ZM177 74V73H176ZM186 74V73H185ZM207 74V75H208ZM221 74V73H220ZM41 75V74H40ZM46 75V74H45ZM105 75V74H104ZM105 75V76H106ZM114 75V74H113ZM148 75V74H147ZM152 75H153V73H152ZM167 75V74H166ZM165 75V76H166ZM184 75V74H183ZM194 75V74H193ZM218 75H219V73H218ZM234 75V74H233ZM68 76V75H67ZM81 76H82V74H81ZM111 75H109L108 77H110ZM138 76V75H137ZM144 76V75H143ZM161 76V75H160ZM168 76V75H167ZM175 76V75H174ZM186 76H187V74H186ZM220 76V75H219ZM66 77V76H65ZM71 76H69V81H74L73 80V78H70ZM88 77V76H87ZM91 77H89V78H91ZM98 77V78H99ZM103 77V76H102ZM122 76L120 75V78H121ZM124 77V76H123ZM123 77H122V79H123ZM141 77V76H140ZM155 77V76H154ZM164 77V76H163ZM170 77H171V75H170ZM179 77V75L177 76V78ZM183 77V76H182ZM203 77V76H202ZM204 77H205V75H204ZM232 77V78H233ZM42 78V77H41ZM46 78V77H45ZM44 78V79H45ZM98 78H96V79H98ZM127 78V77H126ZM128 78V79H129ZM198 78V77H197ZM219 78V77H218ZM231 78V79H232ZM81 79V78H80ZM96 79L95 80H93L94 82L96 81ZM102 78L100 77L99 78V80H101ZM150 79V78H149ZM154 79V78H153ZM159 79V78H158ZM165 79V78H164ZM173 79V78H172ZM194 79H196V77L194 78ZM199 79H203V78H199ZM220 79V78H219ZM222 79V78H221ZM228 79H229V76H228ZM227 79V80H228ZM23 80V79H22ZM92 80V79H91ZM91 80H89V81H91ZM112 80V78H108V81H111ZM137 80H138V78H137ZM146 80V79H145ZM156 80V79H155ZM175 80V79H174ZM180 79H178L176 82H178ZM182 80V79H181ZM205 80H206V78H205ZM224 80H226V79H224ZM77 81V80H76ZM108 81H103L104 83L102 84V88H103V91H104V96H105V98H106V100H105V102L107 101V104H105L103 107H102V105H101V103L98 101V103H100V107H101V109H103L104 110V108L105 109H107L108 110V106H110V105H112L113 103V100H114V102H116V100L114 99V96H115V94L117 93V92H115V90H113V89H111V87H110V85H111V83L110 82H108ZM124 82H125V78H124V80H123ZM128 81H130V80H128ZM147 81V80H146ZM152 81V80H151ZM150 81V82H151ZM157 81H159V80H157ZM171 81V80H170ZM183 81V80H182ZM191 81V80H190ZM217 81H218V79H217ZM229 81V80H228ZM68 82V81H67ZM79 82V81H78ZM92 82V81H91ZM90 82V83H91ZM114 82V81H113ZM138 82V81H137ZM141 82V81H140ZM152 82H154V81H152ZM188 82V81H187ZM202 82H204L203 80H202ZM201 82V83H202ZM219 82H223V81H219ZM76 83V82H75ZM93 83V82H92ZM102 83V82H101ZM101 83L99 84V86H101ZM108 83H110V84H108ZM127 83V82H126ZM143 83V82H142ZM170 83V82H169ZM173 83H174V81H173ZM208 83V84H207ZM141 84V83H140ZM158 84V83H157ZM176 84V83H175ZM178 84V83H177ZM196 84V83H195ZM203 84V85H204ZM219 84V83H218ZM68 85H70V83L68 84ZM76 85V84H75ZM79 85V84H78ZM87 85V84H86ZM88 85L89 86H84V85H82V87L84 86V87H86L88 90L89 89H91V87L92 86H90V84L88 83ZM115 85H116V83H115ZM114 85V86H115ZM118 85V84H117ZM116 85V86H117ZM122 85V84H121ZM179 85V84H178ZM189 85H190V83H189ZM191 85L193 86V84L191 83ZM190 85V86H191ZM225 85H227L226 84V82H225ZM20 85H18V87H19ZM129 86V85H128ZM127 86V87H128ZM134 86H136V85H134ZM134 86H132V87H134ZM152 86V85H151ZM155 86H156V82H155ZM154 86V87H155ZM159 86V85H158ZM165 86V85H164ZM205 86V87H206ZM223 86V85H222ZM228 86V85H227ZM226 86V87H227ZM231 86V85H230ZM72 87V86H71ZM89 87V88H88ZM122 87V86H121ZM130 87V86H129ZM140 87V86H139ZM172 87V86H171ZM177 87V86H176ZM196 87V86H195ZM69 88V87H68ZM75 88V87H74ZM81 88V87H80ZM86 88H84L83 89V91L84 90H87ZM99 90H100V88L101 87H97ZM114 88V87H113ZM126 88V87H125ZM179 88V89H178ZM177 89L178 90H180V88L182 89V87L180 86V87H178ZM217 88V87H216ZM221 88V87H220ZM220 88H218V89H220ZM19 89V88H18ZM77 88H75L74 90H76ZM79 89V88H78ZM123 89H124V87H123ZM122 89V90H123ZM144 89V88H143ZM146 89V88H145ZM148 89V88H147ZM152 89H155V88H151V90ZM159 89H160V87H159ZM163 89H165V88H163ZM176 89V88H175ZM193 89V88H192ZM224 89V88H223ZM68 90V89H67ZM71 90H72V88H71ZM87 90V91H88ZM129 90H130V88H129ZM137 90V89H136ZM150 90V91H151ZM156 90H157V87H156ZM162 90V89H161ZM169 90V89H168ZM167 90V91H168ZM183 90V89H182ZM228 90V91H229ZM86 91V93H88ZM96 91V90H95ZM102 91V90H101ZM100 91V92H101ZM117 91V90H116ZM149 91V90H148ZM155 91V90H154ZM177 91V90H176ZM175 91V92H176ZM184 91V90H183ZM183 91L181 92L180 91V93H182L183 94ZM198 91H200V90H198ZM201 91H203V90H201ZM208 91H209V89H208ZM222 91V90H221ZM224 91V90H223ZM228 91H227V93H228ZM19 92H23V89L21 88L20 90H19ZM39 92V91H38ZM37 92V93H38ZM69 92V91H68ZM123 92H125V91H123ZM127 92H129V91H127ZM132 92V91H131ZM130 92V93H131ZM136 92V91H135ZM137 92L139 93V90H137ZM156 92V91H155ZM157 92H159V91H157ZM169 93H170V91H168ZM172 92V91H171ZM178 92L179 91H177L176 92V96H177V99H179V95H180V93H179V95H178ZM196 92V91H195ZM212 92L213 91H211L210 93H211V96H212ZM35 93H36V90H35ZM36 93V94H37ZM42 93V92H41ZM85 93V94H86ZM133 93V92H132ZM152 93H153V90H152ZM166 93V92H165ZM197 93V92H196ZM203 93H204V91H203ZM209 93V92H208ZM219 93V91H217V94ZM224 93V92H223ZM43 94V93H42ZM47 94V93H46ZM45 94V95H46ZM66 94V93H65ZM94 94V93H93ZM120 94H122V91H121V93ZM126 94V93H125ZM134 94V93H133ZM147 94H148V92H147ZM155 94V93H154ZM161 94V93H160ZM171 95H172V93H170ZM175 94V93H174ZM216 94V93H215ZM217 94H216V97H217ZM220 94V93H219ZM226 94V93H225ZM23 95H24V93H23ZM89 95V94H88ZM118 95V94H117ZM131 95V94H130ZM141 95V94H140ZM146 95V94H145ZM144 95V96H145ZM150 95V94H149ZM169 95V94H168ZM201 95V94H200ZM233 95V96H234ZM42 96V95H41ZM71 96H72V94H71ZM100 96V95H99ZM127 96V95H126ZM126 96H123V98H126ZM148 96V95H147ZM152 96V95H151ZM170 96V95H169ZM174 96V95H173ZM176 96H175V98H176ZM196 96V95H195ZM209 96V95H208ZM218 96H220V95H218ZM224 96H226V95H224ZM29 97V96H28ZM52 97H54V96H52ZM89 97V96H88ZM115 97H118V96H115ZM121 97V96H120ZM129 97V96H128ZM184 97V96H183ZM198 97V96H197ZM201 97V96H200ZM203 97V96H202ZM206 98H207V95L205 96ZM212 98V97H210L209 96V99H211L212 98V102H213V100H217V98ZM25 98V97H24ZM37 98V97H36ZM42 98V97H41ZM41 98H39V99H41ZM46 98V97H45ZM83 98V97H82ZM90 98V97H89ZM105 98H103V99H105ZM149 98V97H148ZM154 98V97H153ZM163 98V97H162ZM174 98V99H175ZM180 98H182V95H181V97ZM226 98H228V97H226ZM230 98V97H229ZM235 98V97H234ZM23 99V98H22ZM27 99V98H26ZM51 99V98H50ZM67 99V98H66ZM71 99V98H70ZM86 99V98H85ZM132 99V98H131ZM150 99H152L151 97H150ZM169 99H171V97L169 98ZM169 99H168V102H169ZM173 99V98H172ZM173 99V100H174ZM198 99V98H197ZM208 99V98H207ZM221 99V98H220ZM219 99V97H218V100L222 103L223 102V100H220ZM223 99H224V97H223ZM24 100V99H23ZM47 100V99H46ZM118 100V99H117ZM135 100H137L136 99V97H135ZM160 100V99H159ZM215 100V101H216ZM218 100L216 101V103L218 102ZM233 100V99H232ZM236 100V99H235ZM21 101V100H20ZM37 101H38V99H37ZM43 101H44V99H43ZM92 101V100H91ZM144 101V100H143ZM150 101V100H149ZM166 101V100H165ZM171 101V100H170ZM211 101V100H210ZM209 100H208V102H210ZM234 101V100H233ZM41 102H42V100H41ZM52 102V101H51ZM54 102V101H53ZM82 102V101H81ZM89 102V101H88ZM104 102V103H105ZM137 102V101H136ZM154 102V101H153ZM164 102V101H163ZM162 102V103H163ZM173 102V101H172ZM220 102H218L219 104H220ZM26 103H27V101H26ZM65 103V102H64ZM87 103V102H86ZM132 103H133V101H132ZM135 103V102H134ZM180 103V102H179ZM191 103V102H190ZM196 103V102H195ZM203 103H204V101H203ZM215 103V104H216ZM228 103V102H227ZM41 104V103H40ZM43 104V103H42ZM49 104V103H48ZM136 104V103H135ZM142 104H144V103H142ZM146 104V103H145ZM153 104V103H152ZM155 104V103H154ZM202 104V103H201ZM204 104H206V102L204 103ZM214 104V106L213 107H215L216 105ZM223 104H224V106H225V103L223 102ZM223 104H221V105H223ZM54 105V104H53ZM71 105V104H70ZM84 105H85V103H84ZM88 105V104H87ZM173 105V104H172ZM176 105V104H175ZM197 105V104H196ZM218 105V104H217ZM17 106V105H16ZM19 106V105H18ZM17 106V107H18ZM25 106V105H24ZM23 106V107H24ZM38 106V105H37ZM120 106H121V104H120ZM131 106H133V105H131ZM154 108L157 106H154V105H152ZM170 106V105H169ZM178 107H180L179 105H177ZM182 106V105H181ZM206 106V105H205ZM49 107V106H48ZM53 107V106H52ZM55 107V106H54ZM89 107V106H88ZM117 107V106H116ZM126 107H127V105H126ZM143 107V106H142ZM149 107H151V106H149ZM161 107H163V105L161 106ZM226 107V106H225ZM229 107V106H228ZM234 107V106H233ZM22 108V107H21ZM43 108V110L45 109L44 107H42ZM62 108H65V107H62ZM70 108V107H69ZM95 108V107H94ZM144 108V107H143ZM153 108V109H154ZM157 108V107H156ZM156 108H155V110H156ZM170 108V107H169ZM184 108V107H183ZM197 108V107H196ZM218 107H216V109H217ZM221 108H224V107H221ZM232 108V107H231ZM15 109V108H14ZM57 109V108H56ZM60 109V108H59ZM97 109V108H96ZM100 109V108H99ZM98 109V110H99ZM112 109H115V108H112ZM150 109V108H149ZM148 109V110H149ZM152 109V108H151ZM159 109V108H158ZM157 109V110H158ZM168 109V108H167ZM173 109V108H172ZM180 109V108H179ZM179 109H178V111H179ZM215 109V110H216ZM232 109H234V108H232ZM18 110H19V108H18ZM42 110V109H41ZM42 110V111H43ZM47 110V109H46ZM46 110H44V113L46 112ZM67 110V109H66ZM131 110H133L134 111V113H136L137 112V107L136 106H133V109H131ZM145 110V109H144ZM147 110V111H148ZM156 110V111H157ZM164 110V109H163ZM176 110H177V108H176ZM222 110V109H221ZM228 110V109H227ZM13 111V110H12ZM16 111V110H15ZM75 111V110H74ZM95 111V110H94ZM128 111V110H127ZM139 111V110H138ZM150 111V110H149ZM155 111V112H156ZM172 111V110H171ZM209 111V110H208ZM211 111H213V110H211ZM220 111V110H219ZM226 111V110H225ZM238 111V112H237ZM50 112V111H49ZM53 112V111H52ZM68 112V111H67ZM76 112V111H75ZM101 112H102V110H101ZM151 112V111H150ZM153 113H154V110L152 111ZM152 112H151V114H152ZM223 112V111H222ZM234 112V111H233ZM39 113H41L40 111H39ZM47 113V112H46ZM58 113H60V112H58ZM83 113V112H82ZM85 113V112H84ZM83 113V114H84ZM92 113H94V112H92ZM91 113V114H92ZM106 113V112H105ZM139 113V112H138ZM143 113V112H142ZM178 113V112H177ZM211 113V112H210ZM221 113V112H220ZM228 114H229V110H228V112H227ZM48 114L49 113H47V114H45V115H47L48 116ZM55 114V113H54ZM65 114V113H64ZM78 114V113H77ZM137 114V113H136ZM135 114V115H136ZM139 114H141V113H139ZM158 114H160V113H158ZM165 114H167V113H165ZM218 114V113H217ZM216 114V115H217ZM224 115H225V113H223ZM16 115V114H15ZM38 115V114H37ZM43 115V114H42ZM44 115V117H45V120H46V118H47V116H45ZM59 115V114H58ZM79 115V114H78ZM84 115H86V114H84ZM98 115H100V114H98ZM125 115V114H124ZM124 115H122V112H118V113H116L115 114V116L119 119V121L120 120H122L121 122H125V120H124ZM130 115H132V114H130ZM129 115V116H130ZM134 115V116H135ZM147 115V114H146ZM178 115V114H177ZM219 115H221V116H223L222 114H219ZM38 116H40V115H38ZM37 116V117H38ZM79 116H81V115H79ZM106 116V115H105ZM104 116V117H105ZM124 116V117H123ZM148 116V115H147ZM186 116V115H185ZM210 116H211V114H210ZM220 116V117H221ZM7 116H5V118H6ZM51 117V116H50ZM64 117H65V115H64ZM76 117V116H75ZM171 117V116H170ZM175 117H176V115H175ZM212 117H213V115H212ZM217 117V116H216ZM225 117H226V115H225ZM41 118H43V116L42 117H40V119ZM57 118V117H56ZM126 118V117H125ZM133 117H129L128 119H126L127 120V125H125V126H127V128H129V126H132V129H133V126H135V124H136V119L134 120V119H132ZM134 118H136V117H134ZM148 118V117H147ZM178 118V117H177ZM188 118V117H187ZM211 118V117H210ZM230 118V117H229ZM33 119V118H32ZM31 119V120H32ZM39 119V118H38ZM39 119V120H40ZM60 119V118H59ZM95 119V118H94ZM98 119V118H97ZM107 119V118H106ZM151 119V118H150ZM227 120H228V118H226ZM11 120V119H10ZM48 120V119H47ZM46 120V121H47ZM54 120H56V119H54ZM65 120V119H64ZM85 120V119H84ZM212 120V119H211ZM215 120V119H214ZM213 120V121H214ZM236 120V119H235ZM3 121H7L6 119L5 120H3ZM35 121V120H34ZM41 121V120H40ZM40 121H39V123H40ZM58 121V120H57ZM72 121V120H71ZM108 121V120H107ZM167 121V120H166ZM174 121V120H173ZM225 121V120H224ZM10 122V121H9ZM8 122V123H9ZM36 122H37V120H36ZM36 122H34V123H36ZM44 122V121H43ZM56 122V121H55ZM182 122V121H181ZM190 122V121H189ZM210 122V121H209ZM227 122V121H226ZM4 123H7V122H4ZM7 123V124H8ZM45 123V122H44ZM43 123V124H44ZM53 123H54V121H53ZM58 123V122H57ZM56 123V124H57ZM83 123H85V122H82L81 124H83ZM139 123H140V121H139ZM145 123V122H144ZM6 124V125H7ZM12 124V123H11ZM67 124V123H66ZM88 124H89V122H88ZM101 124V123H100ZM178 123H176V125H177ZM212 124H214V123H212ZM211 124V125H212ZM216 124V123H215ZM222 124V123H221ZM5 125V124H4ZM3 125V126H4ZM6 125L1 129L2 130V132H4V129H6ZM38 125V124H37ZM44 125H46V123L44 124ZM87 125V124H86ZM97 125V124H96ZM101 125H103V124H101ZM173 125V124H172ZM217 125V124H216ZM232 125V124H231ZM9 126L10 125H8V129H9ZM48 126V125H47ZM64 126V125H63ZM68 127H69V125H67ZM73 126V125H72ZM83 126H84V124H83ZM82 126V127H83ZM106 126H108L107 124H106ZM175 126V125H174ZM223 125H221V127H222ZM236 126V125H235ZM16 127V126H15ZM35 127V126H34ZM43 127V126H42ZM60 127V126H59ZM65 127V126H64ZM79 127V126H78ZM89 127V126H88ZM104 127H105V123H104ZM119 127V126H118ZM202 127V126H201ZM217 127V126H216ZM219 127V126H218ZM224 127V126H223ZM11 128V127H10ZM37 129H41L40 127H36ZM50 128V126H48V127H45V128H43V129H41V131H44L45 133H43V135H42V132L39 134V135H41V136H43V140L42 139H39V140H41L42 142H47L46 144L44 143H42L41 145H47V144H54L53 143V141H52V143L51 142H48V141H50L51 139H55L54 138V136L56 137L57 135L59 136V137H62L61 136V134L60 133H58L57 135L56 134H54L55 132H53V130H51V129H49ZM57 128V127H56ZM76 128V127H75ZM86 128V127H85ZM102 127H100V129H101ZM106 128H108V127H105V128H103L104 130L106 129ZM141 128V127H140ZM139 128V129H140ZM184 128V127H183ZM213 128H214V126H213ZM212 128V129H213ZM68 129V128H67ZM70 129V128H69ZM72 129V128H71ZM89 129V128H88ZM166 129V128H165ZM175 129V128H174ZM217 129V128H216ZM220 129V128H219ZM0 130V131H1ZM34 130V129H33ZM32 130V131H33ZM73 130V129H72ZM71 130V131H72ZM120 130V129H119ZM123 130V129H122ZM154 130H155V128H154ZM172 130V129H171ZM179 130V129H178ZM210 130H211V126H210ZM225 130V129H224ZM7 131V132H6ZM31 131V132H32ZM36 131V130H35ZM105 131H107V130H105ZM105 131H103V132H105ZM109 131V130H108ZM116 131V130H115ZM135 131V130H134ZM146 131V130H145ZM160 131V130H159ZM193 131V130H192ZM213 131V130H212ZM221 131H222V129H221ZM226 131V130H225ZM225 131H223V132H225ZM0 133V134H3V133ZM5 132L6 133H8V130H5ZM13 132V131H12ZM31 132H29V133H31ZM36 132H38V131H36ZM35 132V133H36ZM40 132V131H39ZM77 132V131H76ZM79 132V131H78ZM77 132V133H78ZM118 132V131H117ZM133 132V131H132ZM183 132V131H182ZM200 132V131H199ZM208 132V131H207ZM216 132V131H215ZM227 132V131H226ZM226 132H225V136L226 137H229V135L228 134H226ZM11 133V132H10ZM10 133H8V134H10ZM34 133V134H35ZM72 133V132H71ZM74 134H75V132H73ZM95 133V132H94ZM93 133V134H94ZM106 133V132H105ZM121 133V132H120ZM154 133V132H153ZM214 133V132H213ZM228 133V132H227ZM7 134V135H8ZM38 134V133H37ZM100 134H103V133H100ZM99 134V135H100ZM113 134V133H112ZM170 134V133H169ZM220 134V133H219ZM231 134V133H230ZM6 135V136H7ZM63 135V134H62ZM66 135H67V133H66ZM79 135H81L80 133H78V136ZM86 135V134H85ZM118 135V134H117ZM122 135V134H121ZM149 135V134H148ZM179 135H180V133H179ZM210 135H212V138L210 137V139H211V141H212V139H213V134H210ZM224 135V134H223ZM228 135V136H227ZM11 136V135H10ZM74 136V135H73ZM77 136V135H76ZM120 136V135H119ZM118 136V137H119ZM215 136H216V134H215ZM5 137V136H4ZM12 137V136H11ZM40 137V136H39ZM50 137H52L51 139H49ZM64 137V136H63ZM101 137H102V135H101ZM100 137V138H101ZM117 137V138H118ZM124 137V136H123ZM128 137V136H127ZM183 137V136H182ZM205 137H206V135H205ZM217 137V136H216ZM215 137V138H216ZM220 137H222V135L220 136ZM226 137H224V138H226ZM9 138V137H8ZM29 138V137H28ZM42 138V137H41ZM79 138V137H78ZM96 138V137H95ZM107 138V137H106ZM114 138V137H113ZM112 138V139H113ZM133 138H134V136H133ZM147 138V137H146ZM150 138V137H149ZM157 138V137H156ZM169 138V137H168ZM188 138V137H187ZM193 138V137H192ZM218 138V137H217ZM217 138H216V140H217ZM223 138V137H222ZM2 139H3V136H2V138L0 139V144H1V146H3V144H4V142H5V139H4V142L2 141ZM15 139V138H14ZM31 139V138H30ZM87 139V138H86ZM127 139V138H126ZM137 140H138V138H136ZM140 139V138H139ZM153 139V138H152ZM160 139V138H159ZM158 139V140H159ZM202 139V138H201ZM207 139V138H206ZM208 139H209V137H208ZM210 139H209V141L208 142H210ZM82 140V139H81ZM98 140H99V138H98ZM102 140V139H101ZM100 140V141H101ZM104 140H106V139H104ZM114 140H116V139H114ZM125 140V139H124ZM129 139H127V141H128ZM200 140V139H199ZM224 140V143H227L229 140H225V139H223ZM233 140V141H232ZM56 141V140H55ZM73 141V140H72ZM90 141V140H89ZM107 141V140H106ZM127 141H126V143H127ZM133 141V143H134V141L135 140H132ZM150 141V140H149ZM148 141V142H149ZM202 141V140H201ZM200 141V142H201ZM205 141V140H204ZM215 141V140H214ZM219 141H221L222 142V139L220 140L219 139ZM8 142V141H7ZM16 142V141H15ZM26 142V141H25ZM80 142V140L77 142V143H79ZM96 142V141H95ZM114 142V141H113ZM167 142V141H166ZM192 142V141H191ZM207 142V141H206ZM24 143V142H23ZM32 143V142H31ZM101 143H103V142H101ZM109 143V142H108ZM140 143V142H139ZM160 143V142H159ZM163 143V142H162ZM162 143H160V144H162ZM203 143H205V142H203ZM215 143V142H214ZM223 143V142H222ZM235 143V144H234ZM16 144V143H15ZM59 144V143H58ZM83 144V143H82ZM92 144V143H91ZM105 144V143H104ZM106 144H107V142H106ZM111 144V143H110ZM109 144V145H110ZM113 144V143H112ZM135 144V143H134ZM146 144V143H145ZM183 144V143H182ZM199 144V143H198ZM228 144V143H227ZM230 144H228L230 147H231V145ZM5 145H6V143H5ZM4 145V146H5ZM28 145V144H27ZM41 145H40V147H41ZM79 145V144H78ZM85 145V144H84ZM83 145V146H84ZM101 145V144H100ZM108 145V144H107ZM127 145H128V143H127ZM129 145H131V144H129ZM128 145V146H129ZM140 145H141V143L139 144V146H137L138 147V150H139V147H140ZM166 145V144H165ZM175 145V144H174ZM202 145H204V144H202ZM206 145V144H205ZM1 146H0V150H1V152L2 151H4L3 149H4V147H3V149L1 148ZM7 146V145H6ZM16 146V145H15ZM39 146V145H38ZM87 146H88V144H87ZM93 146V145H92ZM111 146H114V145H111ZM110 146V147H111ZM121 146V145H120ZM123 146H125V145H123ZM151 146V145H150ZM176 146V145H175ZM178 146V145H177ZM176 146V147H177ZM188 146V145H187ZM211 146V145H210ZM224 146V145H223ZM225 146H226V144H225ZM224 146V147H225ZM229 146H227V147H229ZM30 147V146H29ZM36 147V146H35ZM48 147V146H47ZM81 147V146H80ZM91 147V146H90ZM103 147H105V146H103ZM122 147V146H121ZM175 147V148H176ZM184 147V146H183ZM197 147V146H196ZM212 147V146H211ZM210 147V148H211ZM221 147H222V145H221ZM229 147V148H230ZM7 148V147H6ZM10 148V147H9ZM23 148H24V145H23ZM27 148V147H26ZM25 148V149H26ZM75 148H77V147H75ZM74 148V149H75ZM95 148V147H94ZM124 148V147H123ZM174 148V149H175ZM180 148V147H179ZM189 148V147H188ZM204 148H206L205 146H204ZM231 148H233V147H231ZM8 149V148H7ZM14 149V148H13ZM32 149V148H31ZM46 149H48V148H46ZM59 149V148H58ZM81 149V148H80ZM80 149H78V151L80 150ZM83 149V148H82ZM101 149H103V148H101ZM108 149V148H107ZM106 149V150H107ZM110 149V148H109ZM135 149V148H134ZM133 149V150H134ZM168 149V148H167ZM173 149V150H174ZM178 149V148H177ZM227 149V148H226ZM6 150V149H5ZM43 150V149H42ZM50 150V147H49V149H48V151ZM57 150V149H56ZM63 150V149H62ZM61 150V151H62ZM72 150H73V148H72ZM77 150V149H76ZM85 150V149H84ZM96 150V149H95ZM160 150V149H159ZM172 150V151H173ZM201 150H203V149H201ZM212 150H213V148H212ZM211 150V151H212ZM234 150V149H233ZM10 151V150H9ZM24 151V150H23ZM31 151V150H30ZM91 151V150H90ZM113 151V150H112ZM140 151V150H139ZM149 151V150H148ZM160 151H162V150H160ZM165 151V150H164ZM167 151V150H166ZM165 151V152H166ZM183 151V150H182ZM207 151H208V147H207ZM221 151H222V149H221ZM221 151H220V156H221ZM226 151H228V150H225V152ZM1 152H0V154H1ZM5 152V151H4ZM4 152H3V154H4ZM13 151H11V153H12ZM16 152V151H15ZM42 152V151H41ZM50 152V151H49ZM69 152V151H68ZM97 152V151H96ZM99 152H101V151H99ZM103 152V151H102ZM108 152V151H107ZM109 152H110V150H109ZM116 152V151H115ZM123 152V151H122ZM128 152V151H127ZM131 152V151H130ZM152 152V151H151ZM150 152V153H151ZM164 152V153H165ZM191 152V151H190ZM204 152H205V150H204ZM203 152V154H207L206 152L204 153ZM210 152V151H209ZM9 153V152H8ZM7 153V154H8ZM21 153V152H20ZM25 153H26V151H25ZM48 153V152H47ZM71 153V152H70ZM75 153V152H74ZM77 153V152H76ZM88 153H89V151H88ZM90 153H92V152H90ZM105 153V152H104ZM114 153V152H113ZM119 153V152H118ZM121 153V152H120ZM119 153V154H120ZM126 153V152H125ZM137 153H139V152H137ZM160 153V152H159ZM166 153H168V152H166ZM165 153V154H166ZM174 153V152H173ZM178 153V152H177ZM212 153V152H211ZM6 154V155H7ZM77 154H80V153H77ZM87 154V153H86ZM95 154V153H94ZM103 154V153H102ZM112 154V153H111ZM157 154V153H156ZM160 154H163V153H160ZM160 154H159V156H160ZM172 154V153H171ZM176 154V153H175ZM202 154V153H201ZM2 155V154H1ZM9 155V154H8ZM23 155H25V154H23ZM30 155H32V153L30 154ZM50 155V154H49ZM48 155V156H49ZM63 155V154H62ZM66 155V154H65ZM83 155V154H82ZM98 155V154H97ZM100 155V154H99ZM124 155V154H123ZM127 155V154H126ZM128 155H130V154H128ZM135 155L137 156V154L135 153ZM180 155V154H179ZM178 155V156H179ZM208 155H209V153H208ZM218 155V154H217ZM216 155V156H217ZM19 156V155H18ZM26 156V155H25ZM45 156L47 157V154H45ZM113 156V155H112ZM116 156V155H115ZM165 156V155H164ZM163 156V157H164ZM176 156H177V154H176ZM181 156V155H180ZM189 156V155H188ZM233 156V155H232ZM7 157V156H6ZM5 157V158H6ZM21 157V156H20ZM19 157V158H20ZM46 157H44V158H46ZM83 157H84V155H83ZM138 157V156H137ZM162 157V158H163ZM191 157V156H190ZM204 157H205V155H204ZM218 157V156H217ZM3 158L4 157H2L1 158V160H3ZM22 158V157H21ZM28 158H30V157H28ZM52 158V157H51ZM67 158V157H66ZM85 158H87V157H85ZM89 158V157H88ZM99 158V157H98ZM101 158V157H100ZM99 158V161L100 160H102V159H100ZM114 158H116V157H113V159ZM123 158V162H124V160H129V159H127L125 156H123L122 157ZM131 158V157H130ZM145 158V157H144ZM159 158V157H158ZM179 158V157H178ZM185 158V157H184ZM189 158V157H188ZM214 158V157H213ZM234 158V157H233ZM26 158H23V160L20 162V164L22 165V164H25L26 163V161H27V159L25 160ZM49 159V158H48ZM70 159V158H69ZM72 159V158H71ZM78 159V158H77ZM80 159V158H79ZM84 159V158H83ZM148 159H150V158H148ZM164 159H165V157H164ZM172 159V158H171ZM177 159V158H176ZM181 159V158H180ZM183 159V158H182ZM191 159V158H190ZM189 159V160H190ZM207 159V158H206ZM216 159V158H215ZM223 159V158H222ZM0 160V161H1ZM10 160H11V158H10ZM19 160V159H18ZM17 160V161H18ZM44 160V159H43ZM53 160V159H52ZM66 160H68V159H66ZM98 160V159H97ZM112 160V159H111ZM131 160H132V158H131ZM136 160V159H135ZM184 160V159H183ZM193 160V159H192ZM191 160V161H192ZM203 160V159H202ZM214 160V159H213ZM230 160V159H229ZM7 161V160H6ZM28 161H29V159H28ZM28 161H27V163H28ZM39 161H40V159H39ZM41 161H42V159H41ZM46 161H47V158H46ZM49 161V160H48ZM70 161V160H69ZM74 161H75V159H74ZM109 162H110V160H108ZM114 161V160H113ZM118 161V160H117ZM116 161V162H117ZM120 161V160H119ZM130 161V160H129ZM128 161V162H129ZM157 161V160H156ZM167 161V160H166ZM165 161V162H166ZM171 161V160H170ZM178 161H180V160H178ZM177 160H176V162H178ZM233 161V160H232ZM96 162V161H95ZM101 162V161H100ZM100 162H97V170L99 171H96L97 173H101L100 171H103V166L105 165V164H103V166L101 165V163ZM104 162V161H103ZM102 162V163H103ZM149 162V161H148ZM153 162V161H152ZM161 162V161H160ZM173 162V161H172ZM196 162V161H195ZM193 163V164H196V163ZM203 163H205L204 161H202ZM207 162V161H206ZM208 162H209V160H208ZM223 162V161H222ZM0 163H2V162H0ZM42 163V162H41ZM51 163V162H50ZM63 163H65V162H63ZM72 163V162H71ZM92 163H93V161H92ZM100 163V164H99ZM104 163H107V162H104ZM115 163V162H114ZM119 163V162H118ZM117 163V164H118ZM163 163V162H162ZM175 163V162H174ZM180 163V162H179ZM202 163V164H203ZM12 164V163H11ZM32 164V163H31ZM69 164H70V162H69ZM68 164V165H69ZM73 164V163H72ZM87 164V163H86ZM110 164V163H109ZM183 164V163H182ZM189 164V163H188ZM197 164H199L196 168L198 169V171L201 173V175H200V173H198L197 172V175H199V177H201V178H204V176H205V181L207 182V181H209V177H208V170H205V168H204V170H203V166L205 165H201L200 166V163H197ZM224 164V163H223ZM229 164H230V162H229ZM2 165V164H1ZM15 166H16V164H14ZM13 165V166H14ZM28 165V164H27ZM26 165V166H27ZM38 165V164H37ZM52 165V164H51ZM76 165H78V164H76ZM96 165V164H95ZM116 165V164H115ZM125 165V164H124ZM127 165V164H126ZM129 165V164H128ZM137 165H139V164H137ZM152 165V164H151ZM156 165H159V164H156ZM178 165V164H177ZM208 165V164H207ZM212 165V164H211ZM210 164H209V166H211ZM219 165V164H218ZM18 166V165H17ZM29 166V165H28ZM86 166V165H85ZM147 166V165H146ZM180 166V165H179ZM178 166V167H179ZM189 166V165H188ZM213 166V165H212ZM230 166H231V164H230ZM232 166H231V168H232ZM10 167V166H9ZM21 167V166H20ZM71 167V166H70ZM73 167V166H72ZM71 167V168H72ZM91 167H93V166H91ZM122 167V166H121ZM125 167V166H124ZM140 167V166H139ZM182 166H180V170L182 169L181 168ZM191 167V166H190ZM206 167V166H205ZM216 167H217V165H216ZM225 167V166H224ZM227 167H229V166H227ZM25 168V166L23 165V168H21L22 170ZM29 168V167H28ZM36 169H37V167H35ZM41 168V167H40ZM48 168V167H47ZM59 168V167H58ZM104 168H105V166H104ZM109 167H107V169H108ZM123 168V167H122ZM143 168V167H142ZM141 168V169H142ZM145 168V167H144ZM183 168H184V164H183ZM211 168V167H210ZM44 169H45V167H44ZM55 169V168H54ZM60 169V168H59ZM78 169V168H77ZM140 169V170H141ZM163 169V168H162ZM179 169V168H178ZM185 169L187 170V168L185 167ZM185 169H183L184 171H185ZM195 169V168H194ZM1 170H3V169H1ZM21 170V171H22ZM47 170V172H46V175H47V189H45V191H43V193H41L42 194V196H40V198H39V196L38 197H36L35 199H36V201H37V204H36V206L38 205V207H39V202H43L44 201V197H43V195H47L46 193H49V191L50 190H55L56 192L59 190L60 191V194H61V199H62V205H61V209H60V218H57V219H59V224L60 225H62V226H64L65 228H69L70 227V218H72V219H75V221H78V224H80V227H79V231L80 232H82V234L84 233V231H85V227L83 228V218H84V216H83V218H82V212L80 213L77 209H80V207L81 206H79L78 205V201L76 200V199H74L72 202L71 201H69L70 199V197H68V195L72 192V191H68V192H63V189L64 188H61L60 189V183H58V180H57V178H58V174H55L54 172H55V170H53V169H51L50 167H49V170L48 169H46ZM52 170V171H51ZM68 170H70V169H68ZM72 170H74V169H72ZM121 170V169H120ZM163 170H165V169H163ZM162 170V171H163ZM215 170V169H214ZM231 170V169H230ZM28 171L30 172V169H27V168H25L24 170H23V182L25 181V182H28L29 183V178H30V176H28ZM59 171V170H58ZM67 171V170H66ZM76 171H80V170H76ZM95 171V170H94ZM119 171V170H118ZM125 171V170H124ZM158 171V170H157ZM205 171V172H204ZM72 172V171H71ZM143 172V171H142ZM159 172V171H158ZM164 172V171H163ZM182 173H183V171H181ZM178 173L179 174V176H182V175H180V174H182V173ZM189 170H188V174H187V177H188V179L187 180H189V182L190 183H192L191 184V186H193V179H191V178H193V177H191V178H189ZM194 172V171H193ZM2 173V172H1ZM0 173V174H1ZM60 173V172H59ZM75 173V172H74ZM94 173V172H93ZM145 173V172H144ZM175 173V172H174ZM194 173H196V169H195V172ZM230 173V172H229ZM228 173V174H229ZM5 174V173H4ZM72 174V173H71ZM106 174V173H105ZM128 174V173H127ZM148 174V173H147ZM161 174H162V172H161ZM165 174V173H164ZM171 174H172V172H171ZM184 175H185V172L183 173ZM211 174V173H210ZM209 174V175H210ZM75 175V174H74ZM124 175H126V174H124ZM129 175V174H128ZM138 175V174H137ZM166 175V174H165ZM212 175V174H211ZM20 176V175H19ZM76 176V175H75ZM102 176V175H101ZM120 176H121V174H120ZM145 176V175H144ZM160 176V175H159ZM161 176H163V175H161ZM167 176V175H166ZM165 176V177H166ZM173 176V175H172ZM213 176V175H212ZM214 176H216V173L214 174ZM222 176V175H221ZM6 176L4 175V178H5ZM62 177V176H61ZM83 177V176H82ZM98 177H100V176H98ZM122 177V176H121ZM132 177H134V176H132ZM154 177V176H153ZM177 177H178V175H177ZM183 177V176H182ZM185 177H186V175H185ZM186 177V178H187ZM198 177V178H199ZM206 177H208V180H207V178ZM1 179H0V242L3 240L1 237H2V234L4 235V230H6L7 228H8V232H9V234H10V236H11V240H10V244L12 243L13 244V246L11 247L12 249L14 248V250H15V248L20 252V254H21V257H19L20 259H22L21 260V262H20V260L17 262L16 260H15V258L13 259L10 255H8V253H7V255H4L3 253L2 254H0V263H3V264H34V262H33V260L32 259H30V254L27 252L28 250H21V247L22 246H24V244L22 245V246H20L21 245V242L24 240L23 238H24V236H25V231H26V229L28 228L27 226H28V222H29V219H28V211H27V209H28V202H27V200H28V196L25 194V192H27L26 190H25V192H24V194L22 193V192H19V190H17L16 191V189L14 190L13 189V191H11V192H9V193H5V188H4V185H5V182H6V180H4V178L2 179V176L0 177ZM9 178V177H8ZM20 178V177H19ZM63 178V177H62ZM80 178V177H79ZM120 178V177H119ZM126 178V177H125ZM130 178V177H129ZM147 178V177H146ZM160 178V177H159ZM162 178V177H161ZM186 178H183V179H186ZM195 178V177H194ZM197 178V179H198ZM214 178V177H213ZM76 179H77V177H76ZM117 179V178H116ZM211 179V178H210ZM230 179V178H229ZM8 180V179H7ZM11 180V179H10ZM9 180V181H10ZM44 180V179H43ZM125 180V179H124ZM131 180V179H130ZM137 180V179H136ZM186 180V181H187ZM195 180V179H194ZM200 180V178L198 179V181ZM214 180V179H213ZM5 181V182H4ZM20 181V180H19ZM18 181V182H19ZM46 181V180H45ZM60 181V180H59ZM100 181V180H99ZM104 181V180H103ZM144 181H147V180H144ZM150 181V180H149ZM172 181V180H171ZM175 181V180H174ZM177 181V180H176ZM197 181V180H196ZM79 182V181H78ZM97 182V181H96ZM101 182V181H100ZM121 182V181H120ZM125 182V181H124ZM132 182V181H131ZM166 182H168V181H166ZM201 182L203 183V181H202V179H201ZM200 182V183H201ZM216 182V181H215ZM11 183V182H10ZM19 183H21V182H19ZM41 183V182H40ZM116 183V182H115ZM136 183V182H135ZM138 183V182H137ZM190 183L188 184V185H190ZM221 183V182H220ZM220 183L219 182H217V185H220ZM4 184V185H3ZM18 184V183H17ZM68 184V183H67ZM102 184V183H101ZM143 184V183H142ZM176 184V183H175ZM184 184H185V181H184ZM197 184H199V182L197 183ZM204 184V183H203ZM209 184V183H208ZM210 184H211V186H209V189H211L212 188V186H215V185H212L213 183H211L210 182ZM14 185V184H13ZM19 185V184H18ZM29 185V184H28ZM35 185V184H34ZM63 185V184H62ZM65 185V184H64ZM75 185V184H74ZM73 185V186H74ZM79 185H80V183H79ZM96 185V184H95ZM138 185V184H137ZM144 185V184H143ZM195 185V184H194ZM205 185V184H204ZM222 185V184H221ZM9 186V185H8ZM22 186V185H21ZM40 186V185H39ZM43 186V185H42ZM46 186V185H45ZM76 186V185H75ZM182 186H184V185H182ZM186 186V185H185ZM190 186V187H191ZM197 186V185H196ZM15 187V186H14ZM24 187V186H23ZM81 187V186H80ZM100 187V186H99ZM112 187V186H111ZM156 187H157V185H156ZM189 186L187 187L188 188V191L190 190L189 188H190ZM229 187V188H228ZM19 188V187H18ZM28 188V187H27ZM33 188V187H32ZM35 188V187H34ZM101 188V187H100ZM118 188V187H117ZM121 188V187H120ZM186 188V187H185ZM184 188V189H185ZM221 188V187H220ZM7 189V188H6ZM24 189V188H23ZM71 189V188H70ZM80 189V188H79ZM119 189V188H118ZM139 189H141V188H139ZM184 189L182 190V191H180V192H183L184 191ZM192 189H194V188H192ZM73 190V189H72ZM101 190V189H100ZM145 190H146V186H145ZM155 190V191H156ZM168 190V189H167ZM179 190V189H178ZM180 190H181V188H180ZM197 190V189H196ZM205 191H203V189H202V191L201 192H208V191H206V188L204 189ZM22 191H24V190H22ZM93 191V190H92ZM141 191H143V190H141ZM165 191V190H164ZM188 191H187V193H188ZM42 192V191H41ZM70 192V193H69ZM76 192H77V188H76V190H74L73 191V193L74 194H72V196H75L76 195ZM120 192V191H119ZM144 192V191H143ZM194 192V191H193ZM196 192V191H195ZM200 192V191H199ZM52 193H54V191H52ZM57 193H59V192H57ZM146 193V192H145ZM165 193V192H164ZM185 193V192H184ZM190 193V192H189ZM192 193V192H191ZM197 193V192H196ZM195 193V194H196ZM55 194V193H54ZM96 194V193H95ZM115 194V193H114ZM133 194V193H132ZM143 194V193H142ZM149 194V193H148ZM155 194H157V193H155ZM154 194V195H155ZM180 194V193H179ZM205 194V193H204ZM207 194V193H206ZM39 195H40V193H39ZM49 195H51V194H49ZM49 195H47V197L49 196ZM124 195V196H123ZM131 195V194H130ZM165 195V194H164ZM188 195H190V194H188ZM192 195V194H191ZM197 195V194H196ZM71 196V197H72ZM93 196V195H92ZM118 196H120V195H118ZM123 196V197H122ZM143 196V195H142ZM150 196V195H149ZM181 196H182V194H181ZM200 196H201V193H200ZM49 197H51V196H49ZM77 197V196H76ZM75 197V198H76ZM90 197V196H89ZM133 197V196H132ZM187 197V196H186ZM202 198H203V196H201ZM201 197H198V198H200V199H202ZM208 197H209V195H208ZM52 198V197H51ZM50 198V199H51ZM68 198V199H67ZM115 198V197H114ZM131 198V197H130ZM185 198V197H184ZM34 199V200H35ZM113 199V198H112ZM150 199V198H149ZM153 199V198H152ZM169 199V198H168ZM192 199V198H191ZM57 200V199H56ZM98 200V199H97ZM101 200V199H100ZM146 200V199H145ZM144 200V202H146ZM189 200V199H188ZM28 201H31L30 203L32 204V203H34L33 202V200H32V198L31 197H29V200ZM47 201V200H46ZM54 201V200H53ZM52 201V202H53ZM202 201V200H201ZM45 202V201H44ZM49 202H51L50 200H49ZM57 202V201H56ZM98 202V201H97ZM101 202V201H100ZM113 202V201H112ZM158 202H155V203H157L158 204ZM182 202L183 201H181V204H182ZM60 203V202H59ZM81 203V202H80ZM180 203V202H179ZM184 203V202H183ZM188 203H189V201H188ZM198 203V202H197ZM42 204V203H41ZM45 204H47V203H45ZM85 204V203H84ZM93 204V203H92ZM116 204V203H115ZM141 206H140V205ZM150 204V203H149ZM184 204H187V203H184ZM206 204V203H205ZM204 204V205H205ZM233 204V205H234ZM44 205V204H43ZM82 205V204H81ZM103 205H104V203H103ZM159 205V204H158ZM208 205V204H207ZM211 204H209L208 206H210ZM222 205H224V204H222ZM47 206V205H46ZM50 206V205H49ZM99 206V205H98ZM97 206V207H98ZM148 206V205H147ZM189 206V205H188ZM41 208H42V206H40ZM44 207V206H43ZM101 207H102V205H101ZM116 207H117V205H116ZM155 207V206H154ZM160 207V206H159ZM158 207V208H159ZM179 207V206H178ZM187 207V206H186ZM185 207V208H186ZM36 208V207H35ZM58 208V207H57ZM179 208H181V207H179ZM81 209H82V207H81ZM103 209V208H102ZM112 209V208H111ZM149 209V208H148ZM165 209H166V207H165ZM173 209V208H172ZM189 209V208H188ZM200 209H202V208H200ZM40 210V209H39ZM42 210H43V208H42ZM41 210V211H42ZM53 210V209H52ZM58 210V209H57ZM198 210V209H197ZM207 210V209H206ZM206 210H205V212H206ZM82 211V210H81ZM92 211V210H91ZM114 211H116V209L115 210H113V212ZM154 211V210H153ZM202 211V210H201ZM220 211V210H219ZM5 212H6V214L9 212L10 214V216L8 217V216H6L5 215ZM28 212V213H27ZM43 212V211H42ZM47 212V211H46ZM182 212V211H181ZM200 212V211H199ZM31 213V212H30ZM38 213V212H37ZM41 213V212H40ZM99 213V212H98ZM167 213V212H166ZM201 213V212H200ZM202 213H203V211H202ZM36 214V213H35ZM120 214V213H119ZM118 214V215H119ZM123 214V213H122ZM220 214V213H219ZM8 215V214H7ZM43 215V214H42ZM59 215V214H58ZM182 215V214H181ZM189 215V214H188ZM199 215H201V214H199ZM205 215V214H204ZM221 215V214H220ZM117 216V215H116ZM122 216V215H121ZM167 216H169V215H167ZM202 216H203V214H202ZM114 217V216H113ZM182 217V216H181ZM186 217V216H185ZM189 217V216H188ZM49 218V217H48ZM95 218V217H94ZM111 218H112V216H111ZM119 218V217H118ZM143 218V219H142ZM204 218V217H203ZM233 218L235 219V220H233ZM31 219V218H30ZM96 220L98 219V218H95ZM183 219V218H182ZM200 219V218H199ZM198 219V220H199ZM49 220H51V219H49ZM111 220V219H110ZM124 220H126V219H124ZM173 220H175V219H173ZM187 220V219H186ZM196 220V219H195ZM208 220H209V218H208ZM230 220H233V221H230ZM55 221V220H54ZM131 221V220H130ZM200 221V220H199ZM202 222L204 221V219L203 220H201ZM200 221V222H201ZM58 222V221H57ZM93 222H94V220H93ZM99 221H97V223H98ZM177 222V221H176ZM183 222V221H182ZM195 222V221H194ZM197 222V221H196ZM89 223V222H88ZM128 223H131V222H129L128 221ZM153 223H154V220H153ZM172 224L173 223H175V222H171ZM33 224V223H32ZM42 224V223H41ZM57 224V223H56ZM92 224V223H91ZM95 224V223H94ZM100 224V223H99ZM131 224V225H132ZM201 224V223H200ZM96 225V224H95ZM98 225V224H97ZM110 225V226H111ZM130 225V224H129ZM128 225V226H129ZM181 225H182V223H181ZM180 225V226H181ZM191 225V224H190ZM79 226V225H78ZM85 226V225H84ZM92 226H94V225H92ZM98 226H100V225H98ZM105 226V225H104ZM184 226V225H183ZM45 227V226H44ZM63 227V228H64ZM95 227H97V226H95ZM172 227V226H171ZM179 227V226H178ZM177 227V228H178ZM43 228V227H42ZM62 228V227H61ZM99 228V227H98ZM106 228V227H105ZM132 228V227H131ZM44 229V228H43ZM95 230H97L96 228H94ZM107 229V228H106ZM181 229V228H180ZM185 229V228H184ZM192 229V228H191ZM53 230H55V229H53ZM87 230H89V229H87ZM101 230V229H100ZM38 231L40 232V230L38 229ZM41 231H43V230H41ZM49 231V230H48ZM93 231V230H92ZM159 231V232H158ZM44 232L46 233L45 235H47V231H45L44 230ZM94 232V231H93ZM97 232H99L98 230H97ZM97 232H95V233H93L92 234V239H94L95 241H92V242H95L96 243V245L98 244V245H100V243L102 242V241H100V235H97ZM101 232V231H100ZM60 233V232H59ZM150 233V232H149ZM155 233V232H154ZM178 233H180V231L178 232ZM41 234V233H40ZM50 234V233H49ZM52 234V233H51ZM58 234V233H57ZM86 234V233H85ZM181 234H183V233H181ZM180 234V235H181ZM71 235V234H70ZM102 235V234H101ZM188 235V234H187ZM186 235V236H187ZM8 236V235H7ZM6 236V237H7ZM41 236L42 235H40V238H41ZM51 236V235H50ZM80 236H82L81 235V233H80ZM102 236H104V235H102ZM178 236V235H177ZM28 237V236H27ZM44 237V236H43ZM49 237V236H48ZM78 237V236H77ZM107 237V236H106ZM109 237V236H108ZM181 238V241L183 242V243H185V244H187L188 243V245H189V243H192V241H193V239H189V238H184V237H182V236H180ZM188 237V236H187ZM4 238V237H3ZM74 238V237H73ZM153 238V237H152ZM29 239V238H28ZM27 239V240H28ZM43 239V238H42ZM103 239V238H102ZM9 240V239H8ZM68 240V239H67ZM75 240V239H74ZM80 240H82V239H80ZM43 241L44 242H39L40 244H39V255H40V257H39V259H38V262L36 263V264H73L74 262H76V260L77 259H81L80 257H81V255H78V254H76V251H75V249L74 248H72L71 246H68V243H67V241L65 240V238H64V236H63V234H61V235H59L58 237H57V243H58V245H54V243H55V241L53 242L52 240H51V238L50 239H43ZM87 241V240H86ZM104 241H105V239H104ZM4 242V241H3ZM3 242H2V244H3ZM7 242V241H6ZM28 242V241H27ZM26 242V243H27ZM20 243V244H19ZM94 243V244H95ZM137 243L138 244H140L141 245V249L142 250H140V252H138L137 251V246H139V245H137ZM193 243H194V241H193ZM2 244H1V246H2ZM4 244H5V242H4ZM10 244H7V245H9V246H11ZM93 244V245H94ZM102 244V243H101ZM15 245V246H14ZM91 245V244H90ZM104 245V244H103ZM126 246L125 248H127L126 250H128V256L127 257H125V255H123L125 252L123 251V246ZM158 245V244H157ZM187 245V246H188ZM6 246V245H5ZM76 246V245H75ZM95 246V245H94ZM159 246V245H158ZM4 247V246H3ZM3 247L1 248V249H3ZM99 247V246H98ZM101 247V246H100ZM107 247H108V245H107ZM186 247V246H185ZM193 247V246H192ZM196 247V246H195ZM10 248V247H9ZM102 248V247H101ZM100 248V249H101ZM11 249V251H13ZM23 249V248H22ZM29 249V248H28ZM37 249V248H36ZM105 249V248H104ZM182 249V248H181ZM4 250V249H3ZM5 250H6V248H5ZM16 250V251H17ZM178 250H180L179 248H178ZM9 251V250H8ZM17 251V252H18ZM93 251V250H92ZM3 252V251H2ZM95 252V250L93 251V253ZM91 253V252H90ZM97 253V252H96ZM182 253V254H183ZM95 254V253H94ZM99 254L101 255V253L99 252ZM105 254V253H104ZM108 254H109V251H108ZM107 254V255H108ZM90 255V254H89ZM103 255V254H102ZM122 255L125 257L124 259H121V257H122ZM14 256V255H13ZM18 256H19V254H18ZM35 256V255H34ZM85 256V255H84ZM87 256V255H86ZM85 256V257H86ZM104 256V255H103ZM261 256V255H260ZM91 257V256H90ZM89 257V258H90ZM98 257V256H97ZM99 257H101V256H99ZM105 257V256H104ZM32 258V257H31ZM36 258V257H35ZM110 258V257H109ZM261 258V257H260ZM91 259V258H90ZM94 259V258H93ZM98 259H101V258H98ZM105 259H107V258H105ZM104 259V260H105ZM83 260V259H82ZM110 260V259H109ZM109 260H107V261H109ZM85 260H84V264H85ZM94 262V261H93ZM98 262H99V260H98ZM110 262V261H109ZM82 263V262H81ZM91 263V262H90ZM101 263V262H100ZM77 264H79L78 262H77ZM89 264V263H88ZM94 264V263H93ZM96 264V263H95ZM106 264V263H105ZM108 264V263H107ZM112 264V263H111Z\"/></svg>",
	"mask_w": 264,
	"mask_h": 264
}]
</instances>
